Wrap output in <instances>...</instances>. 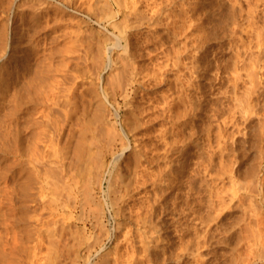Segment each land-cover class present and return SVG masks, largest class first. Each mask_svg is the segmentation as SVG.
<instances>
[{
	"label": "rangeland",
	"instance_id": "1",
	"mask_svg": "<svg viewBox=\"0 0 264 264\" xmlns=\"http://www.w3.org/2000/svg\"><path fill=\"white\" fill-rule=\"evenodd\" d=\"M49 1H48L49 3H52V4L54 3V5H51L50 8H49V11H48V14H47L48 15L47 17H49V18L48 19L47 18L46 19H40L39 20L40 22L38 21L37 29L39 31H37V29L36 30L34 29L35 30V34L37 33L36 35L34 34L35 37H34L33 33H31V31L29 33V31H27L26 28L22 26V28H24V30H26V32H25V35L22 38L23 40L21 39V41H20L21 44L23 45V49L24 48L26 49V45L27 44L31 46V50H29L27 52V55H29V57L33 60L32 62L35 61L34 63H32L33 65L31 64L32 67L33 68H34V66H36L38 68L41 67L39 71L42 74L45 72L44 70H46L44 75L41 74L43 77H46L45 74L48 73V74H46L47 77L45 78L46 82L44 81V78L42 79V76H41V80H40L41 83H42V86H41L42 89L41 90H43L40 93L41 95L39 93H37L36 96L33 95L34 97H32L33 99L31 98L32 100L28 99V97H25V95H23L22 101H21V103L19 105L18 104L19 101L17 99L18 98V96H17L18 95L17 94V88H18L19 84L21 82H23V80H24V82L26 81L25 79H26V76H27L26 74L28 73V71H27L28 67L24 65L25 66V68H24V66L20 67L19 65H17L14 62L15 61L14 53L8 57L9 59L5 58L4 60H2V62H0V74H1L0 75V115H1L0 118L2 119V116L7 114L5 116L6 118L3 117L4 119H2V120L0 119V134H1L0 135V141H1V144H0V158L2 157L1 160H0V264H5L6 262H7L6 264H11V263L12 264H15V263H18V264H23V263L24 264H39V263L40 264H48L49 261H50V264L51 263L52 264H99V263H101V261L99 260L98 257H101V256L103 257L102 259H103L105 264H115L114 263V258L116 256H122V257L124 256V258H122L120 260V263H118V264H126V261H125L126 257H127L126 256V251H129V247H130L128 245L129 242L130 243L132 242V244H134V243L137 244L138 248L140 250V251L138 250L139 251V256L138 257H139L140 261H136L137 264H193V263H195V264H209V262H210V264H218V263L219 264H223V262H224V264H227L226 261H229V260L231 261V259H232L231 257H233L232 256L233 254H231L232 252L226 247V245H225V247L224 246H220L223 249L222 250V249H220L218 244L220 242H225L227 240H230L229 241L230 243L235 241L234 235L232 237V235H228L227 234L229 236L228 237L226 235V233L224 232V234L226 236L225 238L227 240H225L223 235H221V236L219 235L220 233L218 232V230L221 231V229H218L221 225L219 226L220 223L219 222H218L219 224L217 223V221H219L218 220L219 218H217V220L215 221V224H216L217 227L214 226L215 230L213 229L214 230L213 231V236H211V234L209 233L208 229L206 228V227L209 228V225H208L209 224L208 223L209 222L208 221L209 220V216H207L209 213H208V207H207L208 203L207 202L210 200V196H211L210 194L213 193V190L218 189L219 184H221L220 181L218 180L219 177L217 178L216 176H219L218 172L222 171V169H221L222 166L220 165L221 163H220V160H219V158H220L219 154H216L214 159H212V161H213L212 163L213 164L211 165V170H213V171H216V170L218 171L219 170L217 172V175L215 174L216 176L213 175L216 178H214L213 176H211V174H209V172H210L209 168H206V169H209V170L205 169V167L209 166L208 165L209 162H206V160L209 161L208 160L209 158L207 159V157L210 155L209 153H211V149H212V148H210L208 146H211V147L215 148L216 144L213 143V142H211L212 145L209 144L210 141L213 140V139L206 137L207 135L205 136V134H207L206 132L208 130L206 132H204V127H206L205 129H207L208 127L206 125L210 126V124H211L210 120L212 122L215 121L213 119L215 116H216L215 119H216L217 122L215 121L216 124L213 122L214 124H212V127H211V129L213 128L212 131L214 130V127H216L214 131H216L217 126L219 125V122H220L219 119L220 118H218L217 115L220 113L219 109L222 106L218 109L217 107H219L220 104H219V106L216 105V104H218V102H219V100H217V99H219V97H220V96H218V91L220 89H222V88H219L221 85H219V84H217L218 86L215 85L216 87L212 88V91H210V90H208V88L210 89V86H209L210 84H209V82H207L208 80L200 79L197 82L196 79L190 77L191 78L190 79L191 82L194 83L195 85H199V89H201V90L198 89L200 92L198 91L197 96L198 95H199V97L203 96L201 98L203 102L200 99L201 103L198 101V99L197 100L196 99L192 100V101H194L193 102L194 104L197 101L199 103V105H200V111L198 112V114L200 116L197 114L198 117L195 118V122H193L194 123L193 125L197 126L195 123H197V120H198V123H197L198 126L199 127L201 125L204 126L203 128L201 126V129H200V130L203 129V132L202 131H200V133L197 132L198 134L203 136L201 138L200 135H198L196 132L192 131L191 129L188 130V127H187L189 122L191 121V123H192V120L194 119V116H192L191 113H190L191 106H189V105L191 103L189 104V101H187L189 99L187 98L188 96L186 95V91H185V89H187V84H185V83L187 82L186 80L189 79L188 75H190L189 71L187 69H185V67H187L188 55H190V53L192 55V51H191L192 49L188 48V51L184 52V48L182 47L183 44L181 43L184 40H183V38H180V36L182 37L183 34L180 35L179 33H177L180 36L177 35L178 38H176V36L173 35V33H170L171 29L168 28L169 27L168 26V21H166L168 19H167V17L165 15L161 16V19H160V22H159L160 24L157 25V27L155 26L156 27L155 29L154 28L153 29L152 28L148 29L147 27H145L146 25H141V26H139L137 28H134L132 30H128V31L126 30V32H125L126 34L125 35L123 34V36L121 35L120 47L118 49L117 48H113V50L109 51L111 49L110 45H112L111 42L114 39V36L112 34V32H114V31H113V27H111V26L113 24H115V23H117L119 25H124L125 24L124 21H126L125 20L126 17H124L123 14L121 15L122 11H118L117 7L113 6V0H84V1L83 0H78V1L77 0H70V5L71 6L69 5L66 8L64 7L60 11H58L59 9H56V7L59 6L57 4V0H55V1L54 0H49ZM103 1L104 2L106 1V2L104 3ZM181 1L182 0H175L176 4L172 8L173 10L175 9V11H173L171 9L172 10V11H170L171 14H175L176 7H177V9H179L178 5H180ZM250 1H251V4H250V7H251L250 9L251 10L250 11L254 10V11L258 12V15L256 14L257 12L255 13V15L258 16L259 21L257 22V20H258L257 18H256L257 20H255V21L259 25L260 21L262 20V22L259 25V26H261V24L262 25L264 24V22H263L264 20L261 19V18H264V17H262V15H264V13L261 12V10L264 11V8H263L264 7V1L257 0L258 3L256 4V3H253V2H256L254 0H253V2H252V0H248V1L246 0V3L250 2ZM260 1H261V3H260ZM3 2H5V3H3ZM23 2L26 4V5L24 4V6L28 5V3H26V1H23ZM89 2H90V4H89ZM218 2L219 1H216V0H211V2L210 1L209 2L208 1L205 2V3H208V5H206V11L208 12V14L205 16L206 19L205 18L203 19V23H207L209 21L213 22L218 17V14H219L218 10H219V6L221 4V3H218ZM222 2H224V1L222 0ZM7 3L9 4V0H0V14H1L0 15V23L3 22L2 24H0V28L2 30V31L0 30V33L2 34V35L0 34L1 35L0 39H2L0 41H4L7 38L6 39V40H8L7 41V45H9V44L12 45V43H13L12 46L14 48L17 45L16 43L18 41L17 40L18 39L17 31L19 30V27H20L21 18H20V16H18L19 13H17L16 10L13 12V10H10L9 8H7L8 7ZM100 3H102L103 5L102 4L100 5ZM209 3H211V4H209ZM243 3L245 4V0H244V2H242V5H243L242 9H245V8H243L244 6L247 8L248 7V3H247V5L246 4L244 5ZM252 3H253V5L255 4L256 7H260L261 9L260 8L259 9L258 8L255 9V6H253V7L251 6ZM56 4H57V6H56ZM86 4H87V6H86ZM260 4H263V5L261 6ZM105 5H107V6H105ZM77 6H79V7H77ZM211 7L213 8L212 10H211ZM252 8H253V10H252ZM214 9H215V11H214ZM248 9L249 8H247V11H248ZM216 10H217V12H216ZM89 11H90V13H89ZM172 12H174V13H172ZM244 12H246V9L244 10ZM259 13H260L261 17L259 15ZM22 14L24 15V21L26 22L27 21L26 19H28V16L30 15L29 10L26 8V10H24V12ZM92 14L93 15L96 14L98 17H101V18L103 17L101 22L97 23L95 21V19L93 18ZM215 14H217V15H215ZM71 15H72V17H71ZM214 15H215V17H214ZM244 15L245 14H243V17H242L243 19H245V16H246V15L245 16ZM123 17H124V19L122 21L121 19ZM70 18H71V20H70ZM169 19L172 20L171 18H169ZM6 20L7 21L9 20L8 21L9 23L8 22L6 23ZM51 20H52L53 24H52ZM54 20H56V21H54ZM74 20H75V22H74ZM245 21H246V19H245ZM72 22H74V23H72ZM257 23H256V26H258ZM47 24H49V25H47ZM244 24H245V22H244ZM1 25H3V26H1ZM45 25H47V26H45ZM42 28H43V31H42ZM95 31H96V33H95ZM225 32H226V30L223 31V30H220V29L216 32L217 33L216 36L220 37L221 39L218 38V39H220L219 41H218L217 38H216L217 41L215 39H213L215 41H214V43L211 44L212 48H210V50H212L213 48H214L213 50L221 49V50H218V51L216 50V51H213V52L217 53L216 55H218V56H216V58L218 57L217 59H218L219 64H221L222 62H224V64H225L227 62L225 65H228V64H230L229 59L226 60V62H225L224 58H225V56L227 57V55H229L227 58H230V56H231V52L230 51L231 50L228 49V46H227V44H228V40L226 39L227 37L226 36H222L223 34H226ZM6 34H8V35H6ZM62 35H65V36H62ZM81 35H82V37H81ZM8 38H10V39H8ZM70 38H71V40H70ZM43 39H44V41H43ZM151 39H152V41H151ZM213 40H212V42H213ZM226 41H227V43H226ZM14 43L16 45H14ZM71 43H72V45H71ZM87 43H89V44H87ZM225 43H226V46L224 45ZM99 45H100V47H99ZM220 45L221 46L224 45V46H222V48H221ZM57 46H59V47H57ZM109 46H110V48H109ZM180 46H181V48H180ZM106 47L108 48V50H105V49H107ZM61 48H63L62 51H61ZM165 48H166V50H165ZM224 48L228 49L229 51L227 52V50H224ZM73 49H74V51H72ZM93 49L95 51L96 50L97 51L95 52ZM12 50L15 51V49H12ZM46 50H47V52H46ZM76 50H77L78 53L75 52ZM79 50H80V52H79ZM169 50L172 53L173 52L174 53L173 54L170 53ZM65 51L67 52V54H66ZM89 51H90V53H89L90 55L88 54ZM147 51H148V53H147ZM177 51L178 52L180 51V53H181L180 54L181 57H179V59L177 58L178 55H176ZM221 51H224V53L221 52ZM54 52H56V54ZM104 52H105V54H104ZM119 52H121V53H119ZM131 52H132V55L135 56V57L133 56L134 59L132 61H135V63H137V64L134 65V62H133L132 65L136 66V68L138 67L137 69H139V66H140V68L142 66V68L144 70H147L148 72H150V69L152 68L151 69V71H152L153 68L155 66H157L158 63L162 67L158 66V67L161 68V70L160 69L158 70V69L154 68L155 70L158 71V75H159V72H160V76L157 77V80L154 79L152 81V79H149L148 82L146 81V85H145L146 88H144V87L141 88L140 87L138 89V87H137V89L135 90V93H132L130 91L129 95H127V97L125 98L124 96L122 97L121 95H119V94H121V91H119L120 89H117V86L114 85V83H115L114 79L117 77V74H118V71H115V70H118L117 67L120 65V63H121L120 67L122 66L123 63H127L126 58L131 54ZM213 52L210 51V53H213ZM50 53H52V54H50ZM73 53H74V55H73ZM218 53L221 56H219ZM63 54H65V55H63ZM71 54L73 55V58H72ZM146 54H147V56H146ZM148 54H150V55H148ZM41 55H43V56H41ZM66 55H70V56H66ZM42 57L44 58V60H43ZM161 57H163V58H161ZM166 57L168 58V60H167ZM219 57L221 59H223L222 62H221V59ZM100 58H101L102 61L99 60ZM227 58H225V59H227ZM93 59H95V60H93ZM184 59H185V62H184ZM69 60H71V61H69ZM77 60H79V61L77 62ZM121 60L124 61V62H122ZM181 60H182V63H181ZM45 61H47L46 64H44ZM152 61L154 63L156 62V64H154ZM171 61H172V64H171ZM64 62H65V64H64ZM96 62H98L99 66H101V65L102 66L99 67L97 65L98 66L97 67L96 66V64H97ZM107 64H108V66H107ZM151 64H153L154 66L151 65ZM185 64H186V66H185ZM48 65H50V66L48 67ZM147 65L149 66V68H148L149 70L147 69V67H148ZM61 66H64V67H61ZM66 66H67V69H66ZM144 66H145L146 69L144 68ZM56 67H58V69H55ZM120 67H118V68H120ZM23 68H24V70L26 72L23 70ZM68 68L71 69V70H69ZM73 69H75V70H73ZM165 69H166V71H165ZM53 70H57L58 72L57 71L55 72ZM139 70H140V73L142 72V75L145 74V73H143L144 70H142V69H139ZM51 71H52V74H51ZM119 71L121 72V70H119ZM173 71L175 72V74H174ZM77 72H79V73H77ZM87 72L89 73L88 75H87ZM116 72H117V74H116ZM53 73H54V75H53ZM19 74L22 75V76H20ZM78 74H80V75L83 74L84 76L83 75L82 76L79 75L81 77L80 78L78 76ZM113 74H116V75H113ZM60 75L64 79H61ZM65 75H66L67 78H65ZM203 75L204 74L201 73V76H203ZM57 76H59V77H57ZM74 76H75V78H74ZM90 76H92V77H90ZM111 76H113V77H111ZM205 76H207V78L209 77L208 75H205ZM104 78H106V79H104ZM67 79H69V82H68ZM51 80H53V83H51V85H50V82H52ZM110 80L113 81L114 83L111 82ZM167 80L170 81V82H168ZM181 80H182V82H181ZM60 81H62V82H60ZM200 81H201V83H200ZM260 81H259L260 83L263 82V84H260V85L264 86V79L261 78ZM149 82H151V83H149ZM88 83H91V84H88ZM108 83H110V85ZM167 83L169 84V86H168ZM60 84H61V86H60ZM70 85H71L72 89L70 88ZM204 85H205V87H204ZM206 85H208L207 86L208 88L206 87ZM50 86H52L53 89ZM90 86L94 87V88L90 89L91 88ZM110 86H111V88H110ZM174 86H175V88H174ZM43 87L47 91L44 90ZM54 87L57 88V89L55 90ZM64 87L68 88L67 92H66V88L64 89ZM179 87H181V88H179ZM171 88H172L173 91L171 90ZM216 88L218 89V91L216 90ZM183 89H184V91H183ZM203 89L205 90V92H204ZM213 89H215V90H213ZM109 90H111V91H109ZM59 91L61 93H59ZM242 91L238 92V94H242L241 98L243 96V92ZM56 93H58L59 95L56 94ZM201 93H204L205 95L207 93V96H206L207 99L204 100V98H206V97H204L205 95L201 94ZM42 94H43V96L46 94L48 99H47V97L46 98H44V97L42 98ZM176 94H178L179 96H175ZM63 95H64V97H63ZM53 96H55V97H53ZM90 96H91V98H90ZM92 96L93 97L96 96V97L93 98ZM185 96H187V97H185ZM238 96H240V95H238ZM244 96H245V94H244ZM24 97L27 98L29 101L27 99H24ZM37 97H39V98H37ZM83 97L84 98L87 97V98L84 99ZM215 97H217V99ZM10 98H11V100H10ZM12 98H13V100H12ZM163 98H164V100H163ZM43 99H46L47 102H45L46 100H43ZM176 99H178L179 102ZM50 100H52V101L54 100L53 102H55V103H53ZM99 100H101V101H99ZM32 101H33V103H31ZM48 101H50V103H48ZM66 101L69 102V103H67ZM192 101L190 100V102H192ZM205 101H206V104H204ZM14 102H16V105H18L17 107H16ZM97 102H100V103H97ZM59 103L60 104L63 103V104L60 105ZM207 103L208 104L211 103L212 105H208ZM213 103H216V104L213 105ZM13 104H14V106H13ZM73 104H74V106H73ZM51 105H53L54 107L52 108ZM69 105H71V106H69ZM170 105L174 106L173 109H172V111L174 113L173 122L171 120V119H173V117H169V116H171V114L168 112V108L170 107ZM82 106L84 107V109H83ZM205 106H206V108H205ZM212 106H214L216 108H214ZM49 107L51 108V110L49 109ZM202 107H204L205 110ZM66 108H68V110ZM20 109H23V110L20 111ZM63 109H65V110H63ZM212 109L214 110V112L212 111ZM215 109H218V110H215ZM7 110L8 111L10 110V111L8 112ZM86 110H88V111H86ZM201 110H202V112H203V110L205 112V113L204 112L202 113V116L204 114L206 115V116L205 115L203 116L204 119L202 118V121L200 120ZM39 111H41V112H39ZM2 112H4V113H2ZM13 112H15V113H13ZM183 112H184L185 115L183 114ZM37 113H39V115ZM59 113L60 114L62 113L63 116H62V114L60 115ZM168 113H169V115H168ZM207 113L209 115H207ZM213 113L217 114V115H213ZM27 114L31 115V117L29 115L27 116ZM45 115H46V119L47 120L45 119ZM80 115H83L85 118L83 116H80ZM165 115H167V116H165ZM183 115H184V117H183ZM210 115H212L213 118ZM41 116H42V118H41ZM71 116H72V118H71ZM96 116H98V117H96ZM100 116H101V118H100ZM159 117H160V119H159ZM191 117H193V119ZM219 117H220V114H219ZM19 118H20V120H19ZM77 118H79V119H77ZM167 118L169 120H166ZM208 118L210 119V120H208L210 122V124L206 120ZM28 119H29V122L27 121ZM57 119H59V120H57ZM99 119H102V120H100V122L97 123V121H99ZM34 120H35V122H33ZM39 120H41V122ZM43 120H45L46 123L43 124V122H44ZM78 120L81 123H79ZM95 120H97V121H95ZM204 120L207 121L208 124L206 122H204ZM8 121H10V122H8ZM60 121L62 123H60ZM84 121H85V123H84ZM30 122H32V123H30ZM199 122H201V124ZM72 123H74V124H72ZM185 123H186V125H185ZM202 123L203 124L206 123V125H203ZM7 124H9V125L7 126ZM14 124H16V125H14ZM75 124H78L79 126L75 125ZM2 125L3 126L5 125V127H3ZM20 125H22V126H20ZM26 125H27V127H25ZM29 125H30V127H29ZM80 125L83 126V127H81ZM84 125H86V127ZM99 125H101V126H99ZM92 126H93V128H92ZM184 126H186V127H184ZM198 126L196 128H194V130L197 129V131H198V129H199ZM34 127L37 128L38 131ZM101 127H102V130H101ZM4 128H6L7 130L4 129ZM38 128H40V129H38ZM107 128H109V129H107ZM52 129H54L55 132ZM111 129L112 130L114 129V131L112 132ZM84 130H86V131H84ZM89 130H90V133H89ZM108 130H109L110 133L112 132V134H110L108 132ZM5 131H7V132H5ZM31 132H34V133L31 134ZM85 132H86V134H84ZM99 132H100V134H99ZM115 133L117 134V136H116L117 138L115 137V135H116ZM37 134H38V137H40V136L41 137L38 138ZM71 134H73V135H71ZM98 134L100 136L103 135V138L100 137ZM108 134L110 136H108ZM113 134H115V135H113ZM163 134L166 136V138H165V136ZM189 134H191V136L193 135L192 136L193 138L191 137L193 140L196 137L195 134L198 135V137L195 138V140L197 138H200V139H197L198 143H197V141H192L191 138L189 137L190 136ZM112 135H113V137H115V139H113L114 143L112 142V145L110 146V149L112 150V152L115 153V157L117 156L116 154H118V156L120 155L119 156L120 160H118V161H114L113 157L109 156L110 149L106 150V148L109 147L108 145H106L107 144L106 143V139L110 138ZM161 135L164 136V137H162ZM240 135H241V133H240ZM240 135L238 137V140H240V142H241L242 138L240 137ZM77 136L78 137L80 136V137L77 138ZM89 136H90V138H89ZM92 136L94 138H92ZM121 136L123 137V139L122 138L121 139L118 138V137H121ZM32 137H36V138H32ZM45 137H46V139H45ZM66 137H67V139H66ZM159 137H160V139H159ZM161 138L162 139L165 138L167 141L162 142ZM189 138H190V140H189ZM207 138L209 140H207ZM11 139H12V141H11ZM56 139H57V142H56ZM158 139L161 140V141H159ZM171 139L173 140L174 144L172 146H169V145L166 146L168 143H170L172 141ZM182 139L184 140V142H183ZM92 140L94 141V143H93ZM203 140L204 141L206 140V141L209 142L207 144L208 146L206 144H204V143H207L206 141L204 143H202ZM246 140H248V142L250 141L249 139H246ZM8 141L9 142L11 141V143L13 142V144L15 145L14 146L15 148L13 147V144H10ZM42 141H43V143L44 142L45 143L42 144L41 143ZM3 142H4V144H3ZM7 142L9 143V145H8ZM34 142L36 143L37 146L35 145ZM122 142L123 143L125 142L124 145L127 143L125 146H129V147H127L128 150L126 152H124V153H123V151H121L119 149L120 146H121L120 148L122 149V144H121ZM134 142H136V143H134ZM164 143H166V145ZM179 143H180V145H179ZM238 143H239V141H238ZM238 143L236 142V144L233 146V148H239L240 149L239 151H241L242 147H245L246 149H248L247 148L249 146L248 144L245 143L246 145L245 144L243 145V141L240 144H238ZM51 144H53V145H51ZM55 144H56V146H55ZM133 144H135L137 146H134ZM196 144H198V145L201 144L202 146H200V145L198 146ZM203 144L206 145V147H208L209 150H207L206 147H204V149L206 151H208V152L210 151L208 153L209 155L207 153H203L205 151L204 149H202L203 148ZM4 145H5V147H4ZM44 145H46V146H44ZM195 145L197 146V149L200 148L201 150H199V149L197 150ZM49 146H52V147L49 148ZM75 146L77 147L78 150L75 148ZM10 147H11V149H10ZM78 147H80V149ZM137 147L140 148V149L144 148V151L142 150V152L145 153L146 155L148 154V156L150 154L152 155V153H154V155H156L155 159H157V161L155 160L156 162L152 161L151 164H147L146 162H143V160H142V161H140L138 163V167H137V165H135V163L137 162L136 159H137V156H138L137 155L138 149H136ZM154 147H155V149H154ZM182 147H183V149H182ZM13 148L15 150H13ZM18 148H19V150L20 149L21 150L20 151L17 150ZM96 148H98V150ZM132 148H133V150H132ZM159 148L161 150H159ZM193 149L194 150L196 149V150L193 151ZM33 150L34 151L36 150V151L34 152ZM95 150H97V151H95ZM155 150L157 152L159 150V153L155 152ZM162 151H164V152H162ZM80 152H81V155H80ZM97 152H99V153H97ZM201 152H202V154H200ZM95 153H97V154H95ZM72 154H74V155H72ZM205 154H207L208 156L205 155ZM194 155H195L196 158L194 157ZM35 156H36V158H35ZM61 156H63L62 159H61ZM158 156H160V158ZM190 156H192V157L190 158ZM205 156H207V157H205ZM86 157H88L89 159L86 158ZM93 157H94L95 161H96L97 157H98V161H100L102 159L100 162L103 163L102 164L103 166L101 165L102 168H100L99 175L98 176L96 175V177H94L96 173L95 174L93 173L94 170L92 168L94 167V169H96V171L98 172V170H99L98 168H99L100 165L99 166L96 165V162L94 161ZM169 157H170V159H169ZM171 157H173V158H171ZM91 158H92V160H90ZM161 158H163V159H161ZM216 158H217V161L219 160V164L217 163ZM112 160H113V162H112ZM166 160L168 162H169V160H171V161L173 160L174 161L173 165L176 167V168L174 167V171L176 172V173L174 172L176 174V175H174V180H175V181H173L174 183L172 182L173 184H170L171 187L169 185V181H168V183L165 184V185H168L170 189L168 188V186H163L164 185L163 183L162 184L160 183L161 185H158V187H157V186L153 185V182H151L154 172H155L154 175L155 174L157 175V174H160L161 171L163 172V170L165 169L166 166L169 167V163ZM98 161H97V163L100 164V162H98ZM124 162H125V164H124ZM177 162H179V163L182 162V163L179 164ZM233 163L231 162V165H232L231 167H233L232 169L234 171L235 170L234 166H236V164H233ZM116 164H118V165H116ZM81 165H83V166H81ZM181 165L182 166L184 165L185 167L184 166L182 167ZM204 165H205V167H204ZM125 166H127V167H125ZM148 166H149V168H148ZM177 166H179V167H177ZM112 168H116L115 169L116 171L114 169H112ZM81 170L84 173L86 172V174L82 173ZM112 170H113V172L114 171L115 172L112 173V174H109V172L112 171ZM140 170H144L145 171V172H143V179L145 178L144 180L146 182H143L144 180L143 181L140 180V181H138L140 183V184L138 183L139 184L138 185L136 183V180H137L136 178L138 177L137 176L138 173H141ZM179 170H180L181 174L180 173L177 174V172H179ZM204 170L207 172V174H206V172ZM138 171H140V172H138ZM78 172H79V174H78ZM87 172H88V174H87ZM185 172H187V173H185ZM147 173H148V175H146ZM211 173H212V171H211ZM113 175H116V176H114V178H113ZM45 176H46V178H45ZM85 176H87V177H85ZM111 176H112V178H111ZM192 176H194V179H193ZM133 177H135V178H133ZM94 178L95 179L97 178V180H94ZM110 178L112 180L109 183V179ZM114 179H115V181H114ZM129 179H130V181H129ZM215 180H216V184L214 186L213 182H215ZM81 181L82 182L86 181V182H88V184H85L86 182L82 183ZM93 181H94V183H92ZM176 181H178V182H176ZM217 181H218V183H217ZM131 182L134 183V184H132ZM141 182H142V185H141ZM194 183H195V185H193ZM201 183H203V184H201ZM46 184H47V186H46ZM50 184L52 186H50ZM81 184H82L83 187L86 186V189H84V188L82 189L81 188ZM94 184H96V185H94ZM129 184H130V186H129ZM197 185H199V186H197ZM21 186H23V187H21ZM195 186H197V187H195ZM18 188H19V190H18ZM52 188H54V191H52L53 190ZM77 188H78V190H77ZM44 189H47V190H44ZM147 189H149V190H147ZM173 189H175V190H173ZM58 190H60V191H58ZM167 190H169V191H167ZM172 190H173V192H171ZM88 191H90V192H88ZM206 191L208 192V194L210 196L207 194ZM22 193H24V194H22ZM65 194H66V196H65ZM57 195H59V196H57ZM68 196H71V197L68 198ZM207 196H209V197H207ZM59 197H60V200H59ZM116 197H119L118 198L119 200L116 199ZM171 197H173V198H171ZM50 198H52V199H50ZM56 200H57V202H56ZM114 200H116V201H114ZM151 201H154V202H151ZM139 202H141V203H139ZM155 202L158 203V204L156 205ZM171 203H172V205H171ZM109 204H112V205H109ZM135 204H137V205H135ZM199 204H200V206H199ZM98 205H99V207L97 208ZM95 206H96V208H95ZM126 207H127V209H126ZM100 208H101V210H100ZM115 209H116V211H115ZM90 210H91V212H90ZM112 210H114V211H112ZM216 210H215V213H217V215H218L219 212L216 211ZM46 211H48V212L46 213ZM93 211H94V213H93ZM146 211H148L147 212L148 214L146 213ZM149 212L151 213V215H150ZM195 212H197V214ZM68 213H69V215H68ZM86 213H87V215H86ZM96 213L98 214V216H96ZM191 213L194 214V215H192ZM7 214H9V215H7ZM1 215L3 217H1ZM12 215H13V217H12ZM18 215L21 218H19ZM43 215H44V217H43ZM80 215L83 216V218L80 217ZM94 215L96 216V218H95ZM149 216H151V221H150V217ZM5 217H7L8 219L5 218ZM2 218H4V219H2ZM34 219H35V221H34ZM95 219H97V220H95ZM143 219L144 220L148 219V220H146V222H145ZM3 220H5V221H3ZM10 220H12V221H10ZM52 220H54V221H52ZM49 221H51V222H49ZM99 221H100V223H99ZM204 221H205V223H203ZM95 222H96V224H94ZM34 223L37 225L38 228L36 227V225ZM49 223H50V225H49ZM187 223H188V225H187ZM202 223H203V225H202ZM1 224H2V226H1ZM45 224H47V225H45ZM55 224H57V225H55ZM202 226H203V229H202ZM55 227H56V229H55ZM100 227H101V229H100ZM49 228H52V229H49ZM220 228H222V227H220ZM16 230H17V232H16ZM73 230H75V231L73 232ZM12 231L15 232V233H13ZM43 231H45V233ZM50 231H52V232L50 233ZM215 231H217L218 234L215 233ZM31 232H32V234H31ZM140 232H142V234ZM221 232L223 233V229H222ZM55 233H56V235H55ZM59 233H60L61 236H59ZM103 234H105V235H103ZM148 234L150 236L152 235L151 238H155V239L158 238L159 239V241H157L158 239L156 240L157 244L155 243L157 247H155V244L150 243V239H149L150 236H148ZM71 235H72V237H71ZM77 236H79V237H77ZM136 236L139 238V241L141 239L140 242H144V241L145 242L143 244L140 243ZM143 236H145V237H143ZM203 236H205V237H203ZM12 237H15V239H18V240H15ZM48 237H49V239L46 240ZM57 237H59V238H57ZM209 237H211V238H209ZM214 237H215L216 240L214 239ZM231 237H232V241H231ZM54 238H56V241H55ZM144 238H146V240ZM208 238H209V240H208ZM222 238H223V240H222ZM33 239H34V241H33ZM37 239L38 240L40 239V240L38 241ZM41 239H42V243L40 242ZM94 239H96V240H94ZM132 239L135 240L136 242H134ZM100 240H101V242H100ZM130 240H132V241H130ZM207 240H208V242H207ZM213 240H215V242ZM217 240H219V241H217ZM45 241H47L48 243L45 242ZM63 241H65L66 244H64L65 242H63ZM73 241H75V242H73ZM137 241L142 245L143 248L141 246H139ZM203 241H204V243H203ZM216 241L219 242V243H217ZM17 243H18L19 246L17 245ZM32 243H35V244L33 245ZM74 243H77V244H74ZM145 243L148 244V246L145 245ZM195 243H196V245H195ZM211 243H213V244H211ZM214 243H215V245H214ZM15 244H16V246H15ZM88 244H89V246H88ZM5 245L7 247H5ZM10 245H12V246L10 247ZM207 245L208 246L211 245V246L208 247ZM51 246H53V247H51ZM144 247H147V249H145ZM148 247H150V248L148 249ZM23 248H24V250H22ZM125 248H126V251L124 253ZM141 248H142V251H141ZM158 248H159V250H158ZM209 248H211V249H209ZM9 249H10V251H9ZM59 249H60V251H58ZM88 249H89V251H88L89 253H87ZM90 249H92V250H90ZM154 249H155V251H153ZM163 249H164V251H163ZM212 249L214 250V252H212ZM196 250H197V252H195ZM215 250L218 251V252H215ZM224 250H226V251H224ZM23 251H25V252H23ZM162 251H163L164 254L162 253ZM1 252H3V254H1ZM85 252L87 253L88 257L85 256V254H86ZM140 252H142V253H140ZM226 252H227V254H225ZM228 252H229V255L231 254L230 256H228ZM41 253L43 254V256L41 255ZM59 253H60V255H59ZM11 254H12V256H11ZM57 254H58V256H57ZM123 254H125V255H123ZM220 255H222V256H220ZM234 255H235V253H234ZM93 256H95V257H93ZM140 256H141V258H140ZM170 256L172 257V260H171ZM175 256L176 257L178 256L177 257L178 259ZM16 257H17L18 260L16 259ZM29 257H31V258H29ZM229 257L231 259H229ZM84 258H85V260H84ZM164 258H165V260H164ZM234 258H235V256H234ZM9 259H12V260H9ZM123 259H124V261H123ZM212 259H213V261H212ZM46 260H47V262H46ZM230 261L228 262V264L230 263ZM8 262H10V263H8ZM36 262H38V263H36Z\"/></svg>",
	"mask_w": 264,
	"mask_h": 264
},
{
	"label": "bare ground",
	"instance_id": "2",
	"mask_svg": "<svg viewBox=\"0 0 264 264\" xmlns=\"http://www.w3.org/2000/svg\"><path fill=\"white\" fill-rule=\"evenodd\" d=\"M23 1H26V3H28V5L27 6H24V2ZM49 1V0H48ZM47 0H9V4L7 5L8 7L7 8H9L10 10H13V12L16 10L17 11V13H19V15L18 16H20V18H21V20H20V27H19V30L17 31V37H18V41H17V45L14 43V45H16L14 48H13V43H12V45H10L9 43V45H7V41L8 40H4V41H0V62H2V60H4L5 58H8L10 55H12L13 53H14V55H15V63L17 64V65H19L20 67H23L24 65L25 66H27L28 68H27V71H28V73L26 74L27 76H26V81L24 82V80H23V82H21L20 84H19V86H18V88H17V96H18V104L20 105V103H21V101H22V98H23V95H25V97H28V99H30V100H32L33 98L32 97H34V96H36V94L37 93H41L43 90H41L42 89V83H41V76L42 75H44V73L46 72V70H44L45 72L42 74V73H40V68L41 67H36V66H34V68L32 67V63H34V62H32L33 60L29 57V55H27V52L29 51V50H31V46L30 45H26V49L24 48L23 49V45L21 44V39L23 38V36L25 35V32H26V30L27 31H29V33H30V31H31V33H33V35L35 34V30L37 29V23H38V21L40 20V19H48L49 17H47L48 15V11H49V8H50V6L51 5H54V3L52 4V3H49ZM55 1V0H54ZM78 1V0H77ZM84 1V0H83ZM206 1H210L211 2V0H182L181 1V3H180V5H178L179 6V9H177V7H176V12H175V14H171V12L170 11H172L173 9V6L176 4V2H175V0H113V6H115V7H117V9H118V11H122V13H121V15L123 14V16L124 17H126V21H124L125 22V24L124 25H119V24H117V23H115V24H113L111 27H113V31L115 32H112V34H113V36H114V39H113V41L111 42L112 43V45H110L111 46V49L109 50V51H111V50H113V48H119L120 47V44H121V35L123 36V34L125 35L126 33V30L128 31V30H132V29H134V28H137V27H139V26H141V25H146L145 27H147L148 29H150V28H156L157 27V25H159L160 23V19H161V16L162 15H165L166 17H167V19L168 20H166V21H168V28L169 29H171L170 31V33H173V35H175L176 36V38H178L177 37V33H179L180 35L181 34H183L182 35V37L180 36V35H178V36H180V38H183V42H181L182 44H183V48H184V52H187L188 51V48H191L192 50V55H191V53H190V55H188V58H187V67H185V69H187L188 71H189V73H190V75H188V77H189V81L188 80H186L187 82L185 83V84H187V89H185V91H186V95L188 96H185V97H187L189 100H187V101H189V106H191V111H190V113H191V115L192 116H194V119H193V117H191L192 119V123H191V121L189 122V124L187 125V127H188V130L189 129H191L192 131H194V132H199L200 133V131H202L203 132V129L202 130H200L201 129V126L199 127L198 126V120H197V123H195L198 127H199V129H198V131H197V129H195L194 130V128H196L197 126H194L193 124V122H195V118L196 117H198V112L200 111V105H199V103L196 101L197 99H198V101L200 102V99L203 97H199V95L197 96V94H198V91L199 90H201V89H199V85H195L194 83H192L191 82V78H194V79H196L197 80V82L200 80V79H204V80H208L207 82H209V86H210V89L207 87L208 85H206V87L208 88V90H210V91H212V88H215L216 86L215 85H217V84H219V85H221L219 88H222V89H220L219 91H218V89L216 88V90L218 91V96H220L219 97V99H217V97H215L217 100H219V102H218V104H216V103H213V105H218L219 106V104H220V106L219 107H217L218 109H219V111H220V117H219V114L217 115V114H214L213 113V115H217L218 116V118H220L219 119V125L217 126V129H216V131H214L215 130V128L216 127H214V132L212 131V129H211V127H212V124H214L215 123V121H216V119H215V117L213 118V116L212 115H210L215 121H211L209 118L208 119H206L207 121L208 120H210V122H211V124H210V122H209V124H210V126L209 125H206V123L208 124V122L207 121H205L204 120V122H206V123H202L203 125H206L208 128L207 129H205L206 127H204V126H202V128L204 127V132H206L207 130V134H205V136L206 137H208V138H212L213 140H211L210 141V143L208 142V141H206L207 143H204L205 141L203 140V142L202 143H204V144H211V142H213V143H215L216 144V146H215V148H213V147H211V146H208V147H210V148H212L211 149V153H209L208 151H206L205 149H204V147H206V145H204L203 144V148L202 149H204L205 151L203 152V153H209L208 155L207 154H205V155H207V156H205V157H207V159L209 160V161H207L206 160V162H209V166L208 167H205V165H204V167H205V169L206 168H209V169H206V170H209L208 172H209V174H211V176H213V175H217V172L219 171H213V170H211V165L213 164L212 162V159H214V157H215V155L216 154H219V160H220V165L222 166V171L220 172H218L219 173V176H216L217 178H218V180L220 181V183L221 184H219V187H218V189H215V190H213V193H211L210 195L208 194V192H207V194L210 196V200L207 202L208 204H207V207H208V215L207 216H209V228L208 227H206L207 229H208V231H209V233L211 234V236H213V231L215 230L214 229V226H216V224H215V221L217 220V218H219L218 220L219 221H217V223L219 224V226L220 227H222V228H218V229H221V231H222V229H223V233L221 232V231H219L218 229V232L220 233L219 235L221 236V235H223V237L225 238L226 236H225V234H224V232L226 233V235L228 234V235H232V237H233V235H234V237H235V241H233V242H229L230 240H227L226 238H225V240H227V241H225V242H217V241H219V240H217L216 242L217 243H219L218 245H219V247L220 246H224L225 247V245H226V247L232 252H230L231 254H233L232 256L233 257H229V259H231V261H230V263L231 264H264V86L262 85H260V84H263V82L262 83H260L261 81V78H263L264 79V24L262 25L261 24V26H259L260 25V23L262 22V20L261 19H263L264 20V18H261L260 20V23H259V25H258V21H259V19H258V12L257 11H254L253 10V8H252V10L253 11H250L251 9V7H250V4H251V1L250 2H247L248 3V7L247 8H249L248 9V11H247V8L244 6L243 8H245L246 9V12H244V10L245 9H242V2H244V0L242 1V0H223L224 2H222V0H216V1H219L218 3H221L220 4V6H219V14H218V17L213 21V22H211V21H209V22H207V23H203V19L205 18V16L208 14V12L206 11V5H208V3H205ZM248 1V0H247ZM254 1H256V2H253V0H252V2L253 3H258L257 2V0H254ZM261 1H264V0H261ZM261 1H260V3H261ZM74 2V1H73ZM81 2V1H80ZM86 2V1H85ZM92 2V1H91ZM104 2V1H103ZM106 2V1H105ZM104 2V3H105ZM3 3H5V2H3ZM79 3V2H78ZM247 3H246V0H245V4L247 5ZM253 3H252V7L253 6H255V9H259L260 7H256V5L254 4L253 5ZM57 4L59 5V6H57ZM57 4H56V6L58 7H56V9H59L58 11H60V10H62L64 7L66 8V7H68L69 5H70V0H57ZM89 4H90V2H89ZM96 4V3H95ZM102 3H100V5H101ZM209 4H211V3H209ZM244 4V3H243ZM244 4V5H245ZM2 5V4H1ZM26 5V4H25ZM85 5V4H84ZM103 5V4H102ZM214 5V4H213ZM261 6L263 5V4H260ZM71 6V5H70ZM83 6V5H82ZM81 6V7H82ZM86 6H87V4H86ZM99 6V5H98ZM105 6H107V5H105ZM142 8H141V7ZM211 6V5H210ZM77 7H79V6H77ZM209 7V6H208ZM213 7V6H212ZM211 7V10L214 8H212ZM26 8L29 10V13H30V15L28 16V19H26L27 21L25 22L24 21V15L22 14L23 12H24V10H26ZM61 8V9H60ZM94 8V7H93ZM100 8V7H99ZM109 8V7H108ZM264 8V7H263ZM172 9V10H171ZM261 9V8H260ZM70 10V9H69ZM108 10V9H107ZM208 10V9H207ZM217 10H216V12H217ZM57 11V12H58ZM168 11V12H167ZM173 11H175V9L173 10ZM214 11H215V9H214ZM77 12V11H76ZM85 12V11H84ZM170 12V13H169ZM213 12V11H212ZM257 12V13H256ZM260 12V11H259ZM261 12H263L264 13V11H262L261 10ZM12 13V12H11ZM73 13V12H72ZM89 13H90V11H89ZM114 13V12H113ZM172 13H174V12H172ZM215 13V12H214ZM255 13L257 14V15H255ZM25 14V13H24ZM217 14H215V15H217ZM243 14H245L244 16H245V19H246V21H245V19H243L242 17H243ZM1 15V14H0ZM11 15V14H10ZM89 15V14H88ZM93 15V14H92ZM115 15V14H114ZM215 15H214V17H215ZM259 15H260V13H259ZM54 16V15H53ZM91 16V15H90ZM103 16V15H102ZM106 16V15H105ZM257 16V17H256ZM71 17H72V15H71ZM111 17V16H110ZM124 17L121 19L122 21H123V19H124ZM211 17V16H210ZM213 17V18H214ZM260 17H261V15H260ZM262 17H264V15H262ZM93 18L95 19V21L97 22V23H100L101 22V20H102V18L101 17H98L96 14H94L93 15ZM101 18V19H100ZM108 18V17H107ZM169 18H171L172 20H170ZM258 20H257V19ZM8 19V18H7ZM54 19V18H53ZM206 19V18H205ZM59 20V19H58ZM68 20V19H67ZM70 20H71V18H70ZM120 20V19H119ZM118 20V21H119ZM208 20V19H207ZM255 20H257V22L255 21ZM9 21V20H8ZM7 20H6V23L8 22ZM46 21V20H45ZM54 21H56V20H54ZM116 21V20H115ZM40 22V21H39ZM51 22H52V20H51ZM58 22V21H57ZM65 22V21H64ZM74 22H75V20H74ZM74 22H72V23H74ZM108 22V21H107ZM121 22V21H120ZM123 22V23H124ZM244 22H245V24H244ZM264 22V21H263ZM3 23V22H2ZM2 23H0V24H2ZM9 23V22H8ZM16 23V22H15ZM163 23V22H162ZM256 23H257V25L258 26H256ZM52 24H53V22H52ZM69 24V23H68ZM5 25V24H4ZM47 25H49V24H47ZM47 25H45V26H47ZM51 25V24H50ZM1 26H3V25H1ZM15 26V25H14ZM22 26L23 27H25L26 28V30H24V28H22ZM35 26V27H34ZM65 26V25H64ZM156 26V27H155ZM7 27V26H6ZM49 27V26H48ZM17 28V27H16ZM67 28V27H66ZM167 28V29H168ZM35 29V30H34ZM73 29V28H72ZM75 29V28H74ZM166 29V30H167ZM226 30V34H223L222 36H226L227 38V40H228V44H227V46H228V49H230L231 51V56H230V58H227L229 55H227V57L225 56V58H227V59H225L224 58V61L226 62V60H228L229 59V61H230V64H228V65H225L224 64V62H222L223 61V59H221L220 57V59H221V64H219V62H218V57L216 58V56H218V55H216L217 53H215V52H213V51H216L217 49H215V50H210V48H212L211 47V44L212 43H214V41L216 40V38L218 39V38H220V37H218V36H216V32L218 31V30ZM0 30H1V28H0ZM14 30V29H13ZM139 30V29H138ZM165 30V31H166ZM2 31V30H1ZM37 31H39L38 29H37ZM42 31H43V28H42ZM74 33V32H73ZM95 33H96V31H95ZM1 34V33H0ZM37 34V33H36ZM35 34V35H36ZM76 34V33H75ZM155 34V33H154ZM2 35V34H1ZM0 35V36H1ZM6 35H8V34H6ZM35 35H34V37H35ZM74 35V34H73ZM104 35V34H103ZM137 35V34H136ZM12 36V35H11ZM62 36H65V35H62ZM112 36V35H111ZM128 36V35H127ZM130 36V35H129ZM6 37V36H5ZM4 37V38H5ZM13 37V36H12ZM67 37V36H66ZM81 37H82V35H81ZM105 37V36H104ZM54 38V37H53ZM56 38V37H55ZM58 38V37H57ZM60 38V37H59ZM75 38V37H74ZM87 38V37H86ZM101 38V37H100ZM152 38V37H151ZM223 38V37H222ZM8 39H10V38H8ZM15 39V38H14ZM29 39V38H28ZM27 39V40H28ZM37 39V38H36ZM45 39V38H44ZM44 39H43V41H44ZM162 39V38H161ZM213 39H215V40H213ZM221 39V38H220ZM220 39H218V41L220 40ZM225 39V40H226ZM0 40H2V39H0ZM23 40V39H22ZM30 40V39H29ZM51 40V39H50ZM57 40V39H56ZM59 40V39H58ZM62 40V39H61ZM64 40V39H63ZM70 40H71V38H70ZM212 40H213V42H212ZM224 40V39H223ZM68 41V40H67ZM89 41V40H88ZM97 41V40H96ZM108 41V40H107ZM151 41H152V39H151ZM217 41V40H216ZM222 41V40H221ZM31 42V41H30ZM65 42V41H64ZM70 42V41H69ZM79 42V41H78ZM149 42V41H148ZM224 42V41H223ZM55 43V42H54ZM66 43V42H65ZM73 43V42H72ZM72 43H71V45H72ZM86 43V42H85ZM92 43V42H91ZM147 43V42H146ZM150 43V42H149ZM180 43V42H179ZM218 43V42H217ZM220 43V42H219ZM226 43H227V41H226ZM226 43L224 44L225 46H226ZM56 44V43H55ZM87 44H89V43H87ZM99 44V43H98ZM104 44V43H103ZM44 45V44H43ZM54 45V44H53ZM68 45V44H67ZM70 45V44H69ZM92 45V44H91ZM130 45V44H129ZM162 45V44H161ZM181 45V44H180ZM224 45H222V46H224ZM45 46V45H44ZM78 46V45H77ZM110 46H109V48H110ZM136 46V45H135ZM153 46V45H152ZM151 46V47H152ZM163 46V45H162ZM222 46L220 45V47L222 48ZM25 47V46H24ZM52 47V46H51ZM57 47H59V46H57ZM98 47V46H97ZM99 47H100V45H99ZM138 47V46H137ZM164 47V46H163ZM46 48V47H45ZM65 48V47H64ZM72 48V47H71ZM70 48V49H71ZM107 48V47H106ZM122 48V47H121ZM141 48V47H140ZM145 48V47H144ZM155 48V47H154ZM180 48H181V46H180ZM216 48V47H215ZM12 49H15V51L14 50H12ZM49 49V48H48ZM60 49V48H59ZM62 49L63 48H61V51H62ZM76 49V48H75ZM78 49V48H77ZM90 49V48H89ZM100 49V48H99ZM130 49V48H129ZM132 49V48H131ZM159 49V48H158ZM228 49H225L224 48V50H227V52L229 51ZM54 50V49H53ZM66 50V49H65ZM94 50V49H93ZM105 50H108V48L107 49H105ZM145 50V49H144ZM147 50V49H146ZM165 50H166V48H165ZM218 50H221V49H218ZM217 50V51H218ZM43 51V50H42ZM57 51V50H56ZM60 51V50H59ZM72 51H74V49L72 50ZM92 51V50H91ZM95 51V50H94ZM97 51V50H96ZM95 51V52H96ZM136 51V50H135ZM152 51V50H151ZM161 51V50H160ZM210 51H212L213 53H210ZM46 52H47V50H46ZM49 52V51H48ZM66 52V51H65ZM75 52H77V50L75 51ZM74 52V53H75ZM79 52H80V50H79ZM94 52V53H95ZM123 52V51H122ZM140 52V51H139ZM156 52V51H155ZM169 52L170 53H172L170 50H169ZM220 52V51H219ZM221 52H223L224 53V51H221ZM40 53V52H39ZM43 53V52H42ZM55 54H56V52H54ZM74 53H73V55H74ZM78 53V52H77ZM90 53V51L88 52V54ZM103 53V52H102ZM110 53V52H109ZM119 53H121V52H119ZM147 53H148V51H147ZM150 53V52H149ZM153 53V52H152ZM159 53V52H158ZM166 53V52H165ZM174 53V52H173ZM172 53V54H173ZM178 53V54H177ZM35 54V53H34ZM50 54H52V53H50ZM66 54H67V52H66ZM104 54H105V52H104ZM143 54V53H142ZM180 51L178 52H176V55H178L177 56V58L179 59V57H181L180 56ZM219 54V53H218ZM230 54V53H229ZM13 55V56H14ZM48 55V54H47ZM63 55H65V54H63ZM73 55L71 54V56H72V58H73ZM77 55V54H76ZM81 55V54H80ZM90 55V54H89ZM94 55V54H93ZM97 55V54H96ZM101 55V54H100ZM118 55V54H117ZM137 55V54H136ZM140 55V54H139ZM148 55H150V54H148ZM165 55V54H164ZM211 55V56H210ZM226 55V54H225ZM41 56H43V55H41ZM60 56V55H59ZM66 56H70V55H66ZM84 56V55H83ZM108 56V55H107ZM122 56V55H121ZM134 55H132V52H131V54L126 58V61H127V63H123L122 64V66L120 67V65H121V63H120V65L118 66V67H120V68H118L117 67V69L118 70H115V71H118V74H117V72H116V74H117V77L114 79L115 81V83L113 82V81H111V82H113L114 83V85L115 86H117V89H120L119 91H121V94H119V95H121L122 97L124 96L125 98L127 97V95H129V92L131 91L132 93H135V90L137 89V87H138V89L141 87H144V88H146L145 87V85H146V81L148 82V80L149 79H152V81L155 79V80H157V77H159L160 76V72H159V75H158V71L157 70H155V69H160L161 70V68L160 67H162V66H160V64L158 63L157 64V66H155L154 68H153V70L151 71V69H150V72H148L147 70H144L143 68H142V66H141V68H140V66H139V69H142V70H144L143 71V73H145L144 75H142V72L140 73V70L139 69H137L136 68V66H134L135 64H137V63H135V61H132L133 59H134V57H133ZM146 56H147V54H146ZM155 56V55H154ZM161 56V55H160ZM167 56V55H166ZM219 56H221L220 54H219ZM46 57V56H45ZM50 57V56H49ZM48 57V58H49ZM62 57V56H61ZM96 57V56H95ZM157 57V56H156ZM155 57V58H156ZM43 58V57H42ZM41 58V59H42ZM47 58V57H46ZM60 58V57H59ZM66 58V57H65ZM81 58V57H80ZM83 58V57H82ZM108 58V57H107ZM141 58V57H140ZM161 58H163V57H161ZM167 58V57H166ZM223 58V57H222ZM9 59V58H8ZM62 59V58H61ZM150 59V58H149ZM148 59V60H149ZM40 60V59H39ZM43 60H44V58H43ZM72 60V59H71ZM71 60H69V61H71ZM83 60V59H82ZM88 60V59H87ZM93 60H95V59H93ZM99 60H101V58L99 59ZM124 60V59H123ZM139 60V59H138ZM152 60V59H151ZM167 60H168V58H167ZM171 60V59H170ZM54 61V60H53ZM62 61V60H61ZM68 61V60H67ZM79 60H77V62H78ZM102 61V60H101ZM111 61V60H110ZM122 61V60H121ZM146 61V60H145ZM156 61V60H155ZM165 61V60H164ZM178 61V60H177ZM220 61V60H219ZM228 61V62H229ZM49 62V61H48ZM73 62V61H72ZM76 62V61H75ZM90 62V61H89ZM92 62V61H91ZM109 62V61H108ZM115 62V61H114ZM122 62H124V61H122ZM133 62H134V65H132L133 64ZM153 62V61H152ZM175 62V61H174ZM184 62H185V59H184ZM12 63V62H11ZM43 63V62H42ZM47 63V61H45V63L44 64H46ZM60 63V62H59ZM58 63V64H59ZM70 63V62H69ZM74 63V62H73ZM72 63V64H73ZM97 64H96V66L98 65V62H96ZM111 63V62H110ZM117 63V62H116ZM149 63V62H148ZM154 63V62H153ZM181 63H182V60H181ZM32 64V65H31ZM55 64V63H54ZM64 64H65V62H64ZM67 64V63H66ZM92 64V63H91ZM113 64V63H112ZM154 64H156V62L154 63ZM164 64V63H163ZM171 64H172V61H171ZM9 65V64H8ZM16 65V66H17ZM35 65V64H34ZM63 65V64H62ZM101 65V64H100ZM151 65H153V64H151ZM162 65V64H161ZM174 65V64H173ZM2 66V65H1ZM14 66V65H13ZM25 66H24V68H25ZM50 65H48V67H49ZM99 66V65H98ZM97 66V67H98ZM102 66V65H101ZM101 66H99V67H101ZM107 66H108V64H107ZM110 66V65H109ZM148 66V65H147ZM146 66V67H147ZM154 66V65H153ZM158 66H160V67H158ZM164 66V65H163ZM185 66H186V64H185ZM55 67V66H54ZM61 67H64V66H61ZM79 67V66H78ZM152 67V66H151ZM171 67V66H170ZM4 68V67H3ZM24 68H23V70H24ZM75 68V67H74ZM144 68H145V66H144ZM149 68V66L147 67V69ZM172 68V67H171ZM13 69V68H12ZM48 69V68H47ZM55 69H58V67H56ZM65 69V68H64ZM66 69H67V66H66ZM69 69V68H68ZM93 69V68H92ZM100 69V68H99ZM146 69V68H145ZM182 69V68H181ZM14 70V69H13ZM60 70V69H59ZM69 70H71V69H69ZM73 70H75V69H73ZM119 70H121V72L119 71ZM149 70V69H148ZM170 70V69H169ZM5 71V70H4ZM22 71V70H21ZM25 71V70H24ZM23 71V72H24ZM53 71H57V70H53ZM163 71V70H162ZM165 71H166V69H165ZM176 71V70H175ZM26 72V71H25ZM48 72V71H47ZM58 72V71H57ZM67 72V71H66ZM75 72V71H74ZM73 72V73H74ZM95 72V71H94ZM114 72V71H113ZM112 72V73H113ZM120 72V73H119ZM147 72V73H146ZM174 72V71H173ZM172 72V73H173ZM179 72V71H178ZM61 73V72H60ZM71 73V72H70ZM77 73H79V72H77ZM84 73V72H83ZM97 73V72H96ZM95 73V74H96ZM110 73V72H109ZM115 73V72H114ZM162 73V72H161ZM201 73L202 74H204L203 76H201ZM208 73V74H207ZM4 74V73H3ZM11 74V73H10ZM21 74V73H20ZM19 74V75H20ZM42 74V75H41ZM46 74H48V73H46ZM45 74V76L47 77V75ZM51 74H52V71H51ZM56 74V73H55ZM65 74V73H64ZM89 73L87 72V75H88ZM98 74V73H97ZM116 74H113V75H116ZM174 74H175V72H174ZM178 74V73H177ZM180 74V73H179ZM1 75V74H0ZM25 75V74H24ZM23 75V76H24ZM53 75H54V73H53ZM59 75V74H58ZM62 75V74H61ZM61 75H60V78L61 79H64L63 77H61ZM77 75V74H76ZM75 75V76H76ZM80 74H78V76H79ZM83 75V74H82ZM82 75H80V76H82ZM158 75V76H157ZM163 75V74H162ZM173 75V74H172ZM205 75H208L209 77L207 78V76H205ZM3 76V75H2ZM12 76V75H11ZM20 76H22V75H20ZM56 76V75H55ZM63 76V75H62ZM75 76H74V78H75ZM79 76V77H80ZM84 76V75H83ZM177 76V75H176ZM184 76V75H183ZM25 77V76H24ZM46 77H43L42 76V79L44 78V81H45V78ZM53 77V76H52ZM57 77H59V76H57ZM88 77V76H87ZM90 77H92V76H90ZM108 77V76H107ZM111 77H113V76H111ZM166 77V76H165ZM174 77V76H173ZM191 77V78H190ZM7 78V77H6ZM16 78V77H15ZM65 78H67L66 77V75H65ZM71 78V77H70ZM81 78V77H80ZM79 78V79H80ZM86 78V77H85ZM96 78V77H95ZM94 78V79H95ZM185 78V77H184ZM183 78V79H184ZM23 79V78H22ZM55 79V78H54ZM104 79H106V78H104ZM57 80V79H56ZM66 80V79H65ZM64 80V81H65ZM68 80V82H69V79H67ZM77 80V79H76ZM97 80V79H96ZM95 80V81H96ZM163 80V79H162ZM12 81V80H11ZM43 81V82H44ZM52 82H50V85H51V83H53V80H51ZM55 81V80H54ZM59 81V80H58ZM109 81V82H110ZM159 81V80H158ZM168 81V80H167ZM174 81V80H173ZM179 81V80H178ZM193 81V80H192ZM260 81V82H259ZM5 82V81H4ZM13 82V81H12ZM46 82V81H45ZM60 82H62V81H60ZM67 82V81H66ZM104 82V81H103ZM110 82V83H111ZM168 82H170V81H168ZM175 82V81H174ZM181 82H182V80H181ZM2 83V82H1ZM14 83V82H13ZM19 83V82H18ZM48 83V82H47ZM110 83H108L109 85H110ZM149 83H151V82H149ZM156 83V82H155ZM158 83V82H157ZM200 83H201V81H200ZM88 84H91V83H88ZM154 84V83H153ZM168 84V83H167ZM184 84V83H183ZM203 84V83H202ZM13 85V84H12ZM44 85V84H43ZM53 85V84H52ZM56 86V85H55ZM60 86H61V84H60ZM69 86V85H68ZM67 86V87H68ZM112 86V85H111ZM111 86H110V88H111ZM168 86H169V84H168ZM203 86V85H202ZM218 86V85H217ZM4 87V86H3ZM49 87V86H48ZM47 87V88H48ZM50 87H52V86H50ZM58 87V86H57ZM67 87H64V89L66 88V92H67V89L69 88H67ZM75 87V86H74ZM78 87V86H77ZM91 87V86H90ZM152 87V86H151ZM204 87H205V85H204ZM2 88V87H1ZM44 88V87H43ZM70 88H71V85H70ZM92 88H94V87H91L90 89H92ZM116 88V87H115ZM174 88H175V86H174ZM177 88V87H176ZM179 88H181V87H179ZM183 88V87H182ZM7 89V88H6ZM50 89V88H49ZM52 89H53V87H52ZM54 89L56 90L57 88H55L54 87ZM72 89V88H71ZM75 89V88H74ZM86 89V88H85ZM107 89V88H106ZM167 89V88H166ZM165 89V90H166ZM199 89V90H198ZM205 89V88H204ZM203 89V90H204ZM243 91H242V90ZM8 90V89H7ZM6 90V91H7ZM44 90H46L45 88H44ZM94 90V89H93ZM108 90V89H107ZM112 90V89H111ZM111 90H109V91H111ZM141 90V89H140ZM164 90V91H165ZM171 90H172V88H171ZM175 90V89H174ZM213 90H215V89H213ZM222 90V91H221ZM47 91V90H46ZM51 91V90H50ZM61 91V90H60ZM59 91V93H61ZM64 91V90H63ZM62 91V92H63ZM91 91V90H90ZM96 91V90H95ZM104 91V90H103ZM173 91V90H172ZM183 91H184V89H183ZM216 91V92H217ZM240 91H242L243 92V96H242V98H241V95L242 94H238V92H240ZM11 92V91H10ZM65 92V91H64ZM107 92V91H106ZM105 92V93H106ZM150 92V91H149ZM176 92V91H175ZM200 92V91H199ZM202 92V91H201ZM204 92H205V90H204ZM241 92V93H242ZM72 93V92H71ZM142 93V92H141ZM4 94V93H3ZM44 94V93H43ZM43 94H42V98L44 97V98H46L47 96H46V94L43 96ZM53 94V93H52ZM51 94V95H52ZM56 94H58V93H56ZM55 94V95H56ZM80 94V93H79ZM89 94V93H88ZM96 94V93H95ZM109 94V93H108ZM131 94V93H130ZM155 94V93H154ZM168 94V93H167ZM183 94V93H182ZM201 94H204V93H201ZM220 94V95H219ZM244 94H245V96H244ZM12 95V94H11ZM10 95V96H11ZM34 95V96H33ZM41 95V94H40ZM39 95V96H40ZM59 95V94H58ZM68 95V94H67ZM93 95V94H92ZM99 95V94H98ZM111 95V94H110ZM132 95V94H131ZM162 95V94H161ZM205 95V94H204ZM209 95V94H208ZM238 95H240V96H238ZM62 96V95H61ZM69 96V95H68ZM67 96V97H68ZM81 96V95H80ZM172 96V95H171ZM175 96H179L178 94H176ZM207 96V93H206V95L204 96V97H206ZM12 97V96H11ZM24 97V99H27V98H25ZM41 97V96H40ZM53 97H55V96H53ZM59 97V96H58ZM63 97H64V95H63ZM66 97V98H67ZM71 97V96H70ZM93 97V96H92ZM94 97H96V96H94ZM93 97V98H94ZM107 97V96H106ZM210 97V96H209ZM32 98V99H31ZM37 98H39V97H37ZM74 98V97H73ZM77 98V97H76ZM84 98V97H83ZM87 98V97H86ZM86 98H84V99H86ZM90 98H91V96H90ZM100 98V97H99ZM109 98V97H108ZM174 98V97H173ZM214 98V97H213ZM27 99V100H28ZM47 99H48V97H47ZM59 99V98H58ZM63 99V98H62ZM71 99V98H70ZM75 99V98H74ZM111 99V98H110ZM172 99V98H171ZM194 99H196L195 101V104L193 103L194 101H192V100H194ZM205 99H207V97L206 98H204V100ZM2 100V99H1ZM10 100H11V98H10ZM12 100H13V98H12ZM35 100V99H34ZM37 100V99H36ZM43 100H46V99H43ZM65 100V99H64ZM67 100V99H66ZM145 100V99H144ZM158 100V99H157ZM163 100H164V98H163ZM167 100V99H166ZM173 100V99H172ZM177 101H178V99H176ZM190 100L192 101V102H190ZM216 100V101H217ZM17 101V100H16ZM29 101V100H28ZM27 101V102H28ZM50 101H52V100H50ZM50 101H48V103H50ZM54 101V100H53ZM52 101V102H53ZM75 101V100H74ZM77 101V100H76ZM99 101H101V100H99ZM103 101V100H102ZM113 101V100H112ZM161 101V100H160ZM171 101V100H170ZM201 101H202V99H201ZM2 102V101H1ZM13 102V101H12ZM45 102H47V100L45 101ZM44 102V103H45ZM51 102V103H52ZM62 102V101H61ZM67 102V101H66ZM80 102V101H79ZM126 102V101H125ZM129 102V101H128ZM179 102V101H178ZM203 102V101H202ZM15 103V105H16V102H14ZM31 103H33V101L31 102ZM30 103V104H31ZM53 103H55V102H53ZM65 103V102H64ZM67 103H69V102H67ZM78 103V102H77ZM97 103H100V102H97ZM161 103V102H160ZM165 103V102H164ZM168 103V102H167ZM174 103V102H173ZM194 105H193V104ZM201 103V102H200ZM40 104V103H39ZM60 104V103H59ZM61 104H63V103H61ZM60 104V105H61ZM81 104V103H80ZM91 104V103H90ZM106 104V103H105ZM162 104V103H161ZM171 104V103H170ZM204 104H206V101H205V103ZM203 104V105H204ZM208 104V103H207ZM97 105V104H96ZM129 105V104H128ZM159 105V104H158ZM208 105H212L211 103H209ZM207 105V106H208ZM7 106V105H6ZM13 106H14V104H13ZM18 105H16V107H17ZM22 106V105H21ZM68 106V105H67ZM69 106H71V105H69ZM73 106H74V104H73ZM125 106V105H124ZM130 106V105H129ZM27 107V106H26ZM51 107L53 108L54 106L53 105H51ZM83 107V106H82ZM109 107V106H108ZM127 107V106H126ZM173 105H170V107L168 108V112L171 114V116H169V117H173V115H174V113H173V111H172V109H173ZM209 107V106H208ZM212 107H214V106H212ZM20 108V107H19ZM46 108V107H45ZM62 108V107H61ZM100 108V107H99ZM202 108H204V107H202ZM205 108H206V106H205ZM205 108H204V110H205ZM214 108H216V107H214ZM213 108V109H214ZM13 109V108H12ZM32 109V108H31ZM34 109V108H33ZM36 109V108H35ZM49 109L51 110V108L49 107ZM67 110H68V108H66ZM83 109H84V107H83ZM137 109V108H136ZM143 109V108H142ZM212 109V111L214 112V110ZM218 109H215V110H218ZM222 109V110H221ZM17 110V109H16ZM21 110H23V109H20V111ZM47 110V109H46ZM63 110H65V109H63ZM76 110V109H75ZM134 110V109H133ZM163 110V109H162ZM182 110V109H181ZM204 110H203V112H204ZM225 110V111H224ZM2 111V110H1ZM8 111V110H7ZM10 111V110H9ZM8 111V112H9ZM86 111H88V110H86ZM90 111V110H89ZM140 111V110H139ZM146 111V110H145ZM151 111V110H150ZM24 112V111H23ZM30 112V111H29ZM39 112H41V111H39ZM63 112V111H62ZM77 112V111H76ZM99 112V111H98ZM176 112V111H175ZM202 110H201V117H200V120L202 121V118H203V116L205 115H203L202 116ZM218 112V111H217ZM216 112V113H217ZM2 113H4V112H2ZM12 113V112H11ZM13 113H15V112H13ZM51 113V112H50ZM64 113V112H63ZM71 113V112H70ZM75 113V112H74ZM87 113V112H86ZM92 113V112H91ZM95 113V112H94ZM158 113V112H157ZM163 113V112H162ZM169 113H168V115H169ZM205 113V112H204ZM22 114V113H21ZM31 114V113H30ZM34 114V113H33ZM38 115H39V113H37ZM41 114V113H40ZM48 114V113H47ZM60 114V113H59ZM62 114V113H61ZM60 114V115H61ZM81 114V113H80ZM88 114V113H87ZM134 114V113H133ZM140 114V113H139ZM149 114V113H148ZM159 114V113H158ZM164 114V113H163ZM162 114V115H163ZM183 114H184V112H183ZM188 114V113H187ZM198 114V115H197ZM3 115V114H2ZM7 115V114H6ZM6 115H4V116H2V119H4L3 117H5ZM9 115V114H8ZM29 114H27V116H28ZM43 115V114H42ZM69 115V114H68ZM161 115V116H162ZM185 115V114H184ZM184 115H183V117H184ZM207 115H209L208 113H207ZM1 116V115H0ZM10 116V115H9ZM30 117H31V115H29ZM62 116H63V114H62ZM80 116H83V115H80ZM159 116V115H158ZM165 116H167V115H165ZM200 116V115H199ZM206 116V115H205ZM209 116V117H210ZM13 117V116H12ZM15 117V116H14ZM44 117V116H43ZM50 117V116H49ZM84 117V116H83ZM96 117H98V116H96ZM136 117V116H135ZM168 117V118H169ZM178 117V116H177ZM6 118V117H5ZM29 118V117H28ZM41 118H42V116H41ZM71 118H72V116H71ZM85 118V117H84ZM100 118H101V116H100ZM138 118V117H137ZM158 118V117H157ZM162 118V117H161ZM166 119V120H169V119ZM187 118V117H186ZM211 118V119H212ZM217 118V119H218ZM1 119V118H0ZM1 119V120H2ZM35 119V118H34ZM45 119H46V115H45ZM52 119V118H51ZM65 119V118H64ZM77 119H79V118H77ZM149 119V118H148ZM159 119H160V117H159ZM171 119V118H170ZM181 119V118H180ZM183 119V118H182ZM198 119V118H197ZM204 119V118H203ZM212 119V120H213ZM19 120H20V118H19ZM32 120V119H31ZM37 120V119H36ZM47 120V119H46ZM54 120V119H53ZM57 120H59V119H57ZM62 120V119H61ZM86 120V119H85ZM100 120H102V119H99V121H97V120H95V121H97V123L98 122H100ZM155 120V119H154ZM157 120V119H156ZM172 120V122H173V120H174V117H173V119H171ZM199 120V121H200ZM7 121V120H6ZM18 121V120H17ZM23 121V120H22ZM28 122H29V119L27 120ZM38 121V120H37ZM40 122H41V120H39ZM44 122H43V124L44 123H46L45 122V120H43ZM49 121V120H48ZM178 121V120H177ZM8 122H10V121H8ZM27 122V123H28ZM33 122H35V120L33 121ZM77 122V121H76ZM78 122H79V120H78ZM168 122V121H167ZM185 122V121H184ZM187 122V121H186ZM217 122V121H216ZM26 123V124H27ZM30 123H32V122H30ZM60 123H62L61 121H60ZM65 123V122H64ZM79 123H81V122H79ZM84 123H85V121H84ZM102 123V122H101ZM123 123V122H122ZM200 124H201V122H199ZM12 124V123H11ZM18 124V123H17ZM25 124V123H24ZM38 124V123H37ZM72 124H74V123H72ZM104 124V123H103ZM143 124V123H142ZM165 124V123H164ZM184 124V123H183ZM216 124V123H215ZM9 124H7V126H8ZM14 125H16V124H14ZM32 125V124H31ZM39 125V124H38ZM62 125V124H61ZM60 125V126H61ZM75 125H78V124H75ZM83 125V124H82ZM102 125V124H101ZM101 125H99V126H101ZM105 125V124H104ZM127 125V124H126ZM125 125V126H126ZM139 125V124H138ZM150 125V124H149ZM185 125H186V123H185ZM3 126V125H2ZM11 126V125H10ZM20 126H22V125H20ZM33 126V125H32ZM79 126V125H78ZM81 126V125H80ZM85 127H86V125H84ZM160 126V125H159ZM3 127H5V125L3 126ZM13 127V126H12ZM11 127V128H12ZM25 127H27V125L25 126ZM29 127H30V125H29ZM81 127H83V126H81ZM110 127V126H109ZM184 127H186V126H184ZM254 127V128H253ZM8 128V127H7ZM15 128V127H14ZM17 128V127H16ZM21 128V127H20ZM35 128V127H34ZM46 128V127H45ZM60 128V127H59ZM91 128V127H90ZM92 128H93V126H92ZM97 128V127H96ZM111 128V127H110ZM151 128V127H150ZM2 129V128H1ZM4 129H6V128H4ZM3 129V130H4ZM9 129V128H8ZM26 129V128H25ZM28 129V128H27ZM36 130H37V128H35ZM38 129H40V128H38ZM43 129V128H42ZM50 129V128H49ZM104 129V128H103ZM107 129H109V128H107ZM172 129V128H171ZM2 130V131H3ZM7 130V129H6ZM34 130V129H33ZM45 130V129H44ZM51 130V129H50ZM53 131H54V129H52ZM58 130V129H57ZM97 130V129H96ZM101 130H102V127H101ZM106 130V129H105ZM112 130V129H111ZM120 130V129H119ZM158 130V129H157ZM16 131V130H15ZM14 131V132H15ZM38 131V130H37ZM43 131V130H42ZM41 131V132H42ZM48 131V130H47ZM84 131H86V130H84ZM99 131V130H98ZM114 131V129L112 130V132ZM121 131V130H120ZM146 131V130H145ZM148 131V130H147ZM150 131V130H149ZM173 131V130H172ZM5 132H7V131H5ZM10 132V131H9ZM40 132V131H39ZM55 132V131H54ZM69 132V131H68ZM108 132H109V130H108ZM112 132L110 133V134H112ZM213 132V133H212ZM252 132V133H251ZM21 133V132H20ZM32 133H34V132H31V134ZM36 133V132H35ZM43 133V132H42ZM51 133V132H50ZM61 133V132H60ZM79 133V132H78ZM81 133V132H80ZM89 133H90V130H89ZM105 133V132H104ZM163 133V132H162ZM173 133V132H172ZM240 133H241V135H240ZM252 135H251V134ZM8 134V133H7ZM40 134V133H39ZM44 134V133H43ZM74 134V133H73ZM73 134H71V135H73ZM77 134V133H76ZM84 134H86V132L84 133ZM99 134H100V132H99ZM98 134V135H99ZM106 134V133H105ZM116 134V133H115ZM115 134H113V135H115ZM119 134V133H118ZM126 134V133H125ZM158 134V133H157ZM192 134V133H191ZM191 134H189L190 136V138L193 136H191ZM198 134V133H197ZM1 135V134H0ZM34 135V134H33ZM42 135V134H41ZM70 135V134H69ZM95 135V134H94ZM97 135V136H98ZM113 135L110 137V138H108V139H106V145H108L109 147L108 148H106V150L107 149H110V146L112 145V142L114 143V141H113V139H115V137L117 136V134L115 135V137H113ZM143 135V134H142ZM164 135V134H163ZM198 135H200V134H198ZM198 135H196L195 134V136L196 137H198ZM204 135V134H203ZM239 135H240V137L242 138V141H243V145L246 143V144H248L249 146L247 147L248 149H246L245 147H242L241 148V151H239L240 149L239 148H233V146L236 144V142L238 143V141H239V143L238 144H240L241 142H240V140H238V137H239ZM17 136V135H16ZM35 136V135H34ZM44 136V135H43ZM85 136V135H84ZM96 136V137H97ZM100 136V135H99ZM108 136H110L109 134H108ZM162 136V135H161ZM165 136V135H164ZM164 136H162V137H164ZM174 136V135H173ZM181 136V135H180ZM201 136V135H200ZM243 136V137H242ZM4 137V136H3ZM13 137V136H12ZM20 137V136H19ZM37 137H38V134H37ZM41 137V136H40ZM40 137H38V138H40ZM47 137V136H46ZM46 137H45V139H46ZM53 137V136H52ZM80 137V136H79ZM78 136H77V138H79ZM83 137V136H82ZM100 137H102L103 138V135H101ZM195 137V138H196ZM203 136H201V138H202ZM9 138V137H8ZM16 138V137H15ZM18 138V137H17ZM32 138H36V137H32ZM44 138V137H43ZM50 138V137H49ZM48 138V139H49ZM85 138V137H84ZM89 138H90V136H89ZM92 138H94L93 136H92ZM117 138V137H116ZM118 138H122L123 139V137L121 136V137H118ZM165 138H166V136H165ZM162 139V142H165V141H167L166 139ZM179 138V137H178ZM190 138H189V140H190ZM193 138V137H192ZM191 138V140L192 141H197V139H200V138H197L196 140H195V138H194V140ZM205 138V137H204ZM207 138V140H209ZM42 139V138H41ZM66 139H67V137H66ZM83 139V138H82ZM86 139V138H85ZM159 139H160V137H159ZM158 139V140H159ZM175 139V138H174ZM206 139V138H205ZM246 139H249L250 141L248 142V140H246ZM2 140V139H1ZM15 140V139H14ZM38 140V139H37ZM44 140V139H43ZM75 140V139H74ZM90 140V139H89ZM102 140V139H101ZM172 140V139H171ZM176 140V139H175ZM183 140V139H182ZM4 141V140H3ZM11 141H12V139H11ZM11 141L9 142L10 144H13V142L11 143ZM32 141V140H31ZM53 141V140H52ZM80 141V140H79ZM93 141V140H92ZM104 141V140H103ZM124 141V140H123ZM137 141V140H136ZM153 141V140H152ZM159 141H161V140H159ZM158 141V142H159ZM7 142V143H8ZM15 142V141H14ZM18 142V141H17ZM49 142V141H48ZM56 142H57V139H56ZM78 142V141H77ZM81 142V141H80ZM170 142V141H169ZM177 142V141H176ZM183 142H184V140H183ZM9 143H8V145H9ZM35 143V142H34ZM42 144H44L43 143V141L41 142ZM51 143V142H50ZM54 143V142H53ZM91 143V142H90ZM93 143H94V141H93ZM96 143V142H95ZM125 143V142H124ZM124 143L122 142L121 144H122V149L119 147V149L121 150V151H123V153L124 152H126L127 150H128V148L127 147H129V146H125L124 145ZM134 143H136V142H134ZM167 143V142H166ZM166 143H164L165 145H166ZM196 143V142H195ZM197 143H198V141H197ZM200 143V142H199ZM0 144H1V141H0ZM3 144H4V142H3ZM32 144V143H31ZM89 144V143H88ZM138 144V143H137ZM144 144V143H143ZM148 144V143H147ZM174 143H173V140L170 142V143H168L166 146H172ZM194 144V143H193ZM237 144V145H238ZM245 144V145H246ZM7 145V146H8ZM21 145V144H20ZM25 145V144H24ZM35 145H36V143H35ZM51 145H53V144H51ZM66 145V144H65ZM83 145V144H82ZM117 145V144H116ZM134 146H137V145H135V144H133ZM149 145V144H148ZM179 145H180V143H179ZM196 145H198V144H196ZM195 145V146H196ZM200 146H202L201 144H199ZM198 145V146H199ZM212 145V144H211ZM15 145L13 144V147H14ZM37 146V145H36ZM44 146H46V145H44ZM55 146H56V144H55ZM97 146V145H96ZM141 146V145H140ZM165 146V147H166ZM193 146V145H192ZM191 146V147H192ZM3 147V146H2ZM1 147V148H2ZM4 147H5V145H4ZM19 147V146H18ZM35 147V146H34ZM50 147H52V146H49V148ZM94 147V146H93ZM98 147V146H97ZM106 147V146H105ZM104 147V148H105ZM150 147V146H149ZM157 147V146H156ZM162 147V146H161ZM208 147H206V149L207 150H209L208 149ZM15 148V147H14ZM13 148V150H15ZM75 148L77 149V147L75 146ZM79 149H80V147H78ZM82 148V147H81ZM171 148V147H170ZM169 148V149H170ZM194 148V147H193ZM6 149V148H5ZM8 149V148H7ZM10 149H11V147H10ZM36 149V148H35ZM84 149V148H83ZM94 149V148H93ZM92 149V150H93ZM97 150H98V148H96ZM100 149V148H99ZM103 149V148H102ZM136 149H138V151H137V159H136V163H135V165H137V167H138V163L140 162V161H142L143 160V162H146L147 164H151V162L152 161H154V162H156L157 161V159H155L156 157V155H154V153H152V155L150 154L149 156H148V154L146 155L145 153H143L142 152V150L144 151V148L143 149H140V148H136ZM135 149V150H136ZM152 149V148H151ZM154 149H155V147H154ZM164 149V148H163ZM162 149V150H163ZM168 149V150H169ZM172 149V148H171ZM182 149H183V147H182ZM196 149H197V146H196ZM195 149V150H196ZM199 150H201L200 148H198ZM197 149V150H198ZM17 150H19V148L17 149ZM21 150V149H20ZM19 150V151H20ZM78 150V149H77ZM86 150V149H85ZM91 150V151H92ZM97 150H95V151H97ZM132 150H133V148H132ZM157 150V149H156ZM155 150V152H157ZM159 150H161L160 148H159ZM159 150H158V152L157 153H159ZM194 149H193V151H195ZM5 151V150H4ZM34 151V150H33ZM36 151V150H35ZM34 151V152H35ZM80 151V150H79ZM76 152V151H75ZM108 152V151H107ZM152 152V151H151ZM162 152H164V151H162ZM166 152V151H165ZM173 152V151H172ZM93 153V152H92ZM97 153H99V152H97ZM97 153H95V154H97ZM122 153V154H123ZM193 153V152H192ZM191 153V154H192ZM60 154V153H59ZM63 154V153H62ZM78 154V153H77ZM89 154V153H88ZM101 154V153H100ZM107 154V153H106ZM163 154V153H162ZM178 154V153H177ZM196 154V153H195ZM200 154H202V152L200 153ZM252 154V155H251ZM56 155V154H55ZM64 155V154H63ZM72 155H74V154H72ZM76 155V154H75ZM80 155H81V152H80ZM87 155V154H86ZM92 155V154H91ZM94 155V154H93ZM117 156H118V154H116ZM90 156V155H89ZM97 156V155H96ZM109 156H111V157H113V160L114 161H118V160H120V158H119V156L117 157H115V153L114 152H112V150L110 149V153H109ZM172 156V155H171ZM184 156V155H183ZM62 157L63 156H61V159H62ZM77 157V156H76ZM75 157V158H76ZM101 157V156H100ZM159 158H160V156H158ZM192 156H190V158H191ZM194 157H195V155H194ZM2 158V157H1ZM1 158H0V160H1ZM35 158H36V156H35ZM84 158V157H83ZM82 158V159H83ZM86 158H88V157H86ZM103 158V157H102ZM122 158V157H121ZM168 158V157H167ZM171 158H173V157H171ZM196 158V157H195ZM89 159V158H88ZM93 159H94V157H93ZM161 159H163V158H161ZM169 159H170V157H169ZM206 159V158H205ZM78 160V159H77ZM84 160V159H83ZM86 160V159H85ZM90 160H92V158L90 159ZM89 160V161H90ZM102 160V159H101ZM100 160V161H101ZM111 160V159H110ZM113 160H112V162H113ZM122 160V159H121ZM156 160V161H155ZM159 160V159H158ZM168 160V159H167ZM166 160V161H167ZM174 160V159H173ZM172 160V161H173ZM177 160V159H176ZM185 160V159H184ZM183 160V161H184ZM195 160V159H194ZM219 160L217 161V158H216V161H217V163L219 164ZM94 161H95V159H94ZM97 161H98V157L96 158V165L97 166H99V170H98V172L96 171V169H94V167L92 168L93 170H94V174H95V176L94 177H96V175L98 176L99 175V172H100V168H102L101 167V165L103 164L102 162H100V161H98V162H100V164H98L97 163ZM171 160H169V167H165V169L163 170V172L161 171L160 172V174H155L154 175V173H153V178H152V181L151 182H153V185L154 186H157L158 187V185H161L162 183L164 184L163 186H168V185H165L166 183H168V181H169V185L170 184H173L174 182L173 181H175L174 180V175H176L175 173V171H174V165H173V163H174V161L172 162ZM107 162V161H106ZM159 162V161H158ZM185 162V161H184ZM187 162V161H186ZM231 162L233 163V164H236V166H234L235 167V170L233 171V167H231L232 165H231ZM75 163V162H74ZM85 163V162H84ZM129 163V162H128ZM167 163V164H168ZM177 163H179V162H177ZM182 162H180L179 164H181ZM83 164V163H82ZM124 164H125V162H124ZM133 164V163H132ZM184 164V163H183ZM215 164V163H214ZM108 165V164H107ZM114 165V164H113ZM116 165H118V164H116ZM141 165V164H140ZM159 165V164H158ZM185 165V164H184ZM183 165V166H184ZM81 166H83V165H81ZM103 166V165H102ZM143 166V165H142ZM182 166V165H181ZM182 166V167H183ZM202 166V165H201ZM219 166V165H218ZM220 166V167H221ZM87 167V166H86ZM90 167V166H89ZM92 167V166H91ZM117 167V166H116ZM125 167H127V166H125ZM136 167V166H135ZM146 167V166H145ZM144 167V168H145ZM157 167V166H156ZM177 167H179V166H177ZM185 167V166H184ZM195 167V166H194ZM193 167V168H194ZM219 167V168H220ZM79 168V167H78ZM143 168V169H144ZM148 168H149V166H148ZM159 168V167H158ZM157 168V169H158ZM176 168V167H175ZM197 168V167H196ZM81 169V168H80ZM112 169H116V168H112ZM128 169V168H127ZM181 169V168H180ZM195 169V168H194ZM199 169V168H198ZM220 169V170H221ZM118 170V169H117ZM145 170V169H144ZM144 170H140L141 171V173H138V177L136 178L137 180H136V183L138 184L139 182L138 181H143L144 179H143V172H145ZM151 170V169H150ZM177 170V169H176ZM82 171V170H81ZM96 171V172H95ZM116 171V170H115ZM114 171V172H115ZM130 171V170H129ZM140 171H138V172H140ZM148 171V170H147ZM158 171V170H157ZM182 171V170H181ZM196 171V170H195ZM198 171V170H197ZM200 171V170H199ZM205 171V170H204ZM211 171H212V173H211ZM80 172V171H79ZM79 172H78V174H79ZM113 172V170L112 171H110L109 172V174H112V173H114ZM150 172V171H149ZM153 172V171H152ZM175 172V173H174ZM206 172V171H205ZM214 172V173H213ZM82 173H84L83 171H82ZM81 173V174H82ZM137 173V172H136ZM151 173V172H150ZM178 173H180V170H179V172H177V174ZM185 173H187V172H185ZM196 173V172H195ZM200 173V172H199ZM84 174H86V172L84 173ZM87 174H88V172H87ZM181 174V173H180ZM189 174V173H188ZM203 174V173H202ZM201 174V175H202ZM206 174H207V172H206ZM208 174V175H209ZM83 175V174H82ZM81 175V176H82ZM101 175V174H100ZM120 175V174H119ZM135 175V174H134ZM146 175H148V173L146 174ZM145 175V176H146ZM200 175V176H201ZM114 176H116V175H113V178H114ZM121 176V175H120ZM125 176V175H124ZM150 176V175H149ZM215 176H213L214 178H216ZM85 177H87V176H85ZM89 177V176H88ZM132 177V176H131ZM193 177V179H194V176H192ZM43 178V177H42ZM45 178H46V176H45ZM83 178V177H82ZM93 178V177H92ZM111 178H112V176H111ZM109 179V183L111 182V180L112 179ZM133 178H135V177H133ZM189 178V177H188ZM207 178V177H206ZM205 178V179H206ZM212 178V177H211ZM122 179V178H121ZM176 179V178H175ZM192 179V178H191ZM85 180V179H84ZM83 180V181H84ZM94 180H97V178L95 179L94 178ZM134 180V179H133ZM179 180V179H178ZM184 180V179H183ZM200 180V179H199ZM217 180V179H216ZM216 180H215V182H213L214 184V186H215V184H216ZM114 181H115V179H114ZM124 181V180H123ZM128 181V180H127ZM129 181H130V179H129ZM194 181V180H193ZM212 181V180H211ZM48 182V181H47ZM82 182V181H81ZM86 182V181H85ZM85 182H82V183H85ZM113 182V181H112ZM143 182H146L145 180L143 181ZM173 182V183H172ZM176 182H178V181H176ZM199 182V181H198ZM204 182V181H203ZM90 183V182H89ZM92 183H94V181L92 182ZM121 183V182H120ZM127 183V182H126ZM125 183V184H126ZM132 183V182H131ZM135 183V184H136ZM161 183V184H160ZM184 183V182H183ZM189 183V182H188ZM217 183H218V181H217ZM24 184V183H23ZM39 184V183H38ZM85 184H88V182H86ZM113 184V183H112ZM132 184H134V183H132ZM140 184V183H139ZM138 184V185H139ZM144 184V183H143ZM201 184H203V183H201ZM209 184V183H208ZM22 185V184H21ZM29 185V184H28ZM41 185V184H40ZM79 185V184H78ZM94 185H96V184H94ZM124 185V184H123ZM141 185H142V182H141ZM193 185H195V183L193 184ZM205 185V184H204ZM207 185V184H206ZM46 186H47V184H46ZM50 186H52L51 184H50ZM111 186V185H110ZM125 186V185H124ZM123 186V187H124ZM129 186H130V184H129ZM133 186V185H132ZM173 186V185H172ZM197 186H199V185H197ZM197 186H195V187H197ZM21 187H23V186H21ZM55 187V186H54ZM88 187V186H87ZM127 187V186H126ZM161 187V186H160ZM170 187H171V185H170ZM190 187V186H189ZM206 187V186H205ZM210 187V186H209ZM45 188V187H44ZM81 188L83 189H86V186L85 187H83L82 186V184H81ZM109 188V187H108ZM168 188H169V186H168ZM167 188V189H168ZM175 188V187H174ZM191 188V187H190ZM213 188V187H212ZM53 190L52 191H54V188H52ZM59 189V188H58ZM114 189V188H113ZM120 189V188H119ZM144 189V188H143ZM170 189V188H169ZM18 190H19V188H18ZM42 190V189H41ZM44 190H47V189H44ZM63 190V189H62ZM77 190H78V188H77ZM100 190V189H99ZM98 190V191H99ZM147 190H149V189H147ZM173 190H175V189H173ZM173 190L171 191V192H173ZM207 190V189H206ZM58 191H60V190H58ZM57 191V192H58ZM71 191V190H70ZM111 191V190H110ZM167 191H169V190H167ZM21 192V191H20ZM78 192V191H77ZM87 192V191H86ZM88 192H90V191H88ZM212 192V191H211ZM92 193V192H91ZM102 193V192H101ZM21 194V193H20ZM22 194H24V193H22ZM26 194V193H25ZM52 194V193H51ZM56 194V193H55ZM54 194V195H55ZM67 194V193H66ZM66 194H65V196H66ZM112 194V193H111ZM145 194V193H144ZM181 194V193H180ZM189 194V193H188ZM191 194V193H190ZM206 194V195H207ZM134 195V194H133ZM149 195V194H148ZM184 195V194H183ZM57 196H59V195H57ZM56 196V197H57ZM121 196V195H120ZM146 196V195H145ZM185 196V195H184ZM209 196H207V197H209ZM45 197V196H44ZM55 197V196H54ZM53 197V198H54ZM69 197H71V196H68V198ZM77 197V196H76ZM89 197V196H88ZM138 197V196H137ZM151 197V196H150ZM155 197V196H154ZM153 197V198H154ZM66 198V197H65ZM119 197H116V199H118ZM171 198H173V197H171ZM50 199H52V198H50ZM49 199V200H50ZM74 199V198H73ZM110 199V198H109ZM115 199V198H114ZM141 199V198H140ZM150 199V198H149ZM184 199V198H183ZM48 200V199H47ZM59 200H60V197H59ZM70 200V199H69ZM80 200V199H79ZM119 200V199H118ZM117 200V201H118ZM148 200V199H147ZM154 200V199H153ZM159 200V199H158ZM157 200V201H158ZM185 200V199H184ZM51 201V200H50ZM74 201V200H73ZM98 201V200H97ZM110 201V200H109ZM114 201H116V200H114ZM138 201V200H137ZM156 201V202H157ZM186 201V200H185ZM52 202V201H51ZM55 202V201H54ZM53 202V203H54ZM56 202H57V200H56ZM55 202V203H56ZM69 202V201H68ZM79 202V201H78ZM113 202V201H112ZM147 202V201H146ZM151 202H154V201H151ZM155 202V204L157 205L158 203H156ZM199 202V201H198ZM80 203V202H79ZM139 203H141V202H139ZM188 203V202H187ZM98 204V203H97ZM154 204V205H155ZM101 205V204H100ZM109 205H112V204H109ZM135 205H137V204H135ZM170 205V204H169ZM171 205H172V203H171ZM184 205V204H183ZM187 205V204H186ZM63 206V205H62ZM70 206V205H69ZM88 206V205H87ZM199 206H200V204H199ZM204 206V205H203ZM66 207V206H65ZM64 207V208H65ZM99 207V205L97 206V208ZM115 207V206H114ZM118 207V206H117ZM116 207V208H117ZM164 207V206H163ZM217 207V208H216ZM43 208V207H42ZM57 208V207H56ZM91 208V207H90ZM95 208H96V206H95ZM139 208V207H138ZM206 208V207H205ZM2 209V208H1ZM47 209V208H46ZM55 209V208H54ZM68 209V208H67ZM74 209V208H73ZM80 209V208H79ZM121 209V208H120ZM126 209H127V207H126ZM131 209V208H130ZM188 209V208H187ZM193 209V208H192ZM217 209V210H216ZM83 210V209H82ZM100 210H101V208H100ZM129 210V209H128ZM152 210V209H151ZM164 210V209H163ZM215 210L216 211H218L219 212V214L217 215V213H215ZM42 211V210H41ZM70 211V210H69ZM81 211V210H80ZM95 211V210H94ZM94 211H93V213H94ZM112 211H114V210H112ZM115 211H116V209H115ZM192 211V210H191ZM6 212V211H5ZM16 212V211H15ZM18 212V211H17ZM45 212V211H44ZM48 211H46V213H47ZM82 212V211H81ZM80 212V213H81ZM90 212H91V210H90ZM148 211H146V213H147ZM152 212V211H151ZM168 212V211H167ZM4 213V212H3ZM8 213V212H7ZM35 213V212H34ZM39 213V212H38ZM50 213V212H49ZM88 213V212H87ZM87 213H86V215H87ZM101 213V212H100ZM117 213V212H116ZM145 213V214H146ZM150 213V212H149ZM196 214H197V212H195ZM2 214V213H1ZM16 214V213H15ZM42 214V213H41ZM66 214V213H65ZM83 214V213H82ZM81 214V215H82ZM148 214V213H147ZM170 214V213H169ZM192 214V213H191ZM195 214V215H196ZM7 215H9V214H7ZM6 215V216H7ZM11 215V214H10ZM29 215V214H28ZM33 215V214H32ZM61 215V214H60ZM68 215H69V213H68ZM80 215V217H82L83 218V216H81ZM101 215V214H100ZM131 215V214H130ZM150 215H151V213H150ZM189 215V214H188ZM192 215H194V214H192ZM19 216V215H18ZM30 216V215H29ZM57 216V215H56ZM59 216V215H58ZM95 216V215H94ZM93 216V217H94ZM96 216H98V214L96 213ZM96 216H95V218H96ZM190 216V215H189ZM204 216V215H203ZM1 217H3L2 215H1ZM12 217H13V215H12ZM26 217V216H25ZM39 217V216H38ZM43 217H44V215H43ZM60 217V216H59ZM63 217V216H62ZM70 217V216H69ZM90 217V216H89ZM88 217V218H89ZM148 217V216H147ZM150 217V221H151V216H149ZM182 217V216H181ZM198 217V216H197ZM5 218H7V217H5ZM10 218V217H9ZM19 218H21L20 216H19ZM18 218V219H19ZM171 218V217H170ZM183 218V217H182ZM205 218V217H204ZM2 219H4V218H2ZM8 219V218H7ZM32 219V218H31ZM36 219V218H35ZM35 219H34V221H35ZM43 219V218H42ZM59 219V218H58ZM61 219V218H60ZM93 219V218H92ZM168 219V218H167ZM13 220V219H12ZM12 220H10V221H12ZM33 220V219H32ZM62 220V219H61ZM60 220V221H61ZM95 220H97V219H95ZM101 220V219H100ZM144 220V219H143ZM146 220H148V219H146ZM146 220H144L145 222H146ZM180 220V219H179ZM184 220V219H183ZM196 220V219H195ZM2 221V220H1ZM3 221H5V220H3ZM19 221V220H18ZM52 221H54V220H52ZM165 221V220H164ZM177 221V220H176ZM194 221V220H193ZM197 221V220H196ZM201 221V220H200ZM206 221V220H205ZM205 221L203 222V223H205ZM7 222V221H6ZM20 222V221H19ZM26 222V221H25ZM30 222V221H29ZM33 222V221H32ZM40 222V221H39ZM49 222H51V221H49ZM62 222V221H61ZM60 222V223H61ZM148 222V221H147ZM8 223V222H7ZM45 223V222H44ZM55 223V222H54ZM99 223H100V221H99ZM156 223V222H155ZM172 223V222H171ZM197 223V222H196ZM195 223V224H196ZM203 223H202V225H203ZM32 224V223H31ZM35 224V223H34ZM53 224V223H52ZM94 224H96V222L94 223ZM144 224V223H143ZM167 224V223H166ZM179 224V223H178ZM194 224V223H193ZM215 224V225H214ZM6 225V224H5ZM36 225V224H35ZM45 225H47V224H45ZM49 225H50V223H49ZM55 225H57V224H55ZM93 225V224H92ZM100 225V224H99ZM187 225H188V223H187ZM207 225V226H208ZM1 226H2V224H1ZM8 226V225H7ZM52 226V225H51ZM147 226V225H146ZM151 226V225H150ZM172 226V225H171ZM176 226V225H175ZM10 227V226H9ZM36 227H37V225H36ZM69 227V226H68ZM94 227V226H93ZM165 227V226H164ZM170 227V226H169ZM177 227V226H176ZM191 227V226H190ZM217 227V226H216ZM38 228V227H37ZM67 228V227H66ZM65 228V229H66ZM95 228V227H94ZM149 228V227H148ZM173 228V227H172ZM198 228V227H197ZM205 228V229H206ZM16 229V228H15ZM43 229V228H42ZM49 229H52V228H49ZM55 229H56V227H55ZM58 229V228H57ZM61 229V228H60ZM100 229H101V227H100ZM188 229V228H187ZM202 229H203V226H202ZM214 229V230H213ZM8 230V229H7ZM10 230V229H9ZM23 230V229H22ZM26 230V229H25ZM28 230V229H27ZM54 230V229H53ZM64 230V229H63ZM153 230V229H152ZM168 230V229H167ZM31 231V230H30ZM29 231V232H30ZM66 231V230H65ZM71 231V230H70ZM69 231V232H70ZM75 230H73V232H74ZM99 231V230H98ZM166 231V230H165ZM13 232V231H12ZM11 232V233H12ZM16 232H17V230H16ZM44 233H45V231H43ZM49 232V231H48ZM52 231H50V233H51ZM56 232V231H55ZM60 232V231H59ZM63 232V231H62ZM100 232V231H99ZM174 232V231H173ZM172 232V233H173ZM176 232V231H175ZM183 232V231H182ZM194 232V231H193ZM201 232V231H200ZM10 233V232H9ZM13 233H15V232H13ZM66 233V232H65ZM141 234H142V232H140ZM185 233V232H184ZM215 233H217V231H215ZM6 234V233H5ZM25 234V233H24ZM31 234H32V232H31ZM30 234V235H31ZM70 234V233H69ZM150 234V233H149ZM148 234V236H150ZM176 234V233H175ZM218 234V233H217ZM19 235V234H18ZM27 235V234H26ZM29 235V234H28ZM42 235V234H41ZM47 235V234H46ZM45 235V236H46ZM50 235V234H49ZM55 235H56V233H55ZM77 235V234H76ZM103 235H105V234H103ZM107 235V234H106ZM171 235V234H170ZM178 235V234H177ZM180 235V234H179ZM227 235V236H228ZM38 236V235H37ZM59 236H61L60 235V233H59ZM63 236V235H62ZM70 236V235H69ZM141 236V235H140ZM152 236V235H151ZM151 236H150V243H153V244H155L156 243V240L158 239H155V238H151ZM31 237V236H30ZM50 237V236H49ZM49 237L46 239V240H48L49 239ZM71 237H72V235H71ZM77 237H79V236H77ZM135 237V236H134ZM137 237V236H136ZM143 237H145V236H143ZM157 237V236H156ZM159 237V236H158ZM203 237H205V236H203ZM229 237V236H228ZM227 237V238H228ZM232 237H231V241H232ZM12 238H14L15 239V237H12ZM35 238V237H34ZM57 238H59V237H57ZM209 238H211V237H209ZM209 238H208V240H209ZM31 239V238H30ZM43 239V238H42ZM42 239H41V243H42ZM51 239V238H50ZM55 239V241H56V238H54ZM61 239V238H60ZM131 239V238H130ZM137 239H138V241H139V238L137 237ZM136 239V240H137ZM145 240H146V238H144ZM204 239V238H203ZM214 239H215V237H214ZM230 239V238H229ZM15 240H18V239H15ZM38 240V239H37ZM40 240V239H39ZM38 240V241H39ZM62 240V239H61ZM65 240V239H64ZM94 240H96V239H94ZM133 240V239H132ZM132 240H130V241H132ZM148 240V239H147ZM206 240V239H205ZM208 240H207V242H208ZM216 240V239H215ZM215 240H213L214 242H215ZM222 240H223V238H222ZM33 241H34V239H33ZM36 241V240H35ZM134 242H136L135 240H133ZM137 241V242H138ZM140 241H141V239H140ZM139 241V242H140ZM157 241H159V239L157 240ZM201 241V240H200ZM212 241V240H211ZM18 242V241H17ZM22 242V241H21ZM39 242V243H40ZM45 242H47V241H45ZM53 242V241H52ZM58 242V241H57ZM63 242H65V241H63ZM73 242H75V241H73ZM100 242H101V240H100ZM129 242V241H128ZM138 242V244H139V246H141L142 247V245L140 244V243H144V242H140L139 243ZM170 242V241H169ZM197 242V241H196ZM210 242V241H209ZM227 242V243H226ZM230 244H229V243ZM14 243V242H13ZM40 243V244H41ZM48 243V242H47ZM130 243V242H129ZM128 243V245L130 246H128L129 247V251H126V248H125V250H124V253H125V251H126V264H137L136 263V261H140V259H139V248H138V245L137 244H132V242L129 244ZM168 243V242H167ZM203 243H204V241H203ZM33 245L35 244V243H32ZM64 244H66V242L64 243ZM74 244H77V243H74ZM99 244V243H98ZM132 244V245H131ZM157 244V243H156ZM156 244H155V247H157L156 246ZM159 244V243H158ZM208 244V243H207ZM211 244H213V243H211ZM17 245H18V243H17ZM39 245V244H38ZM45 245V244H44ZM145 245H147L148 246V244H146L145 243ZM195 245H196V243H195ZM199 245V244H198ZM205 245V244H204ZM214 245H215V243H214ZM12 245H10V247H11ZM15 246H16V244H15ZM19 246V245H18ZM42 246V245H41ZM48 246V245H47ZM61 246V245H60ZM88 246H89V244H88ZM137 246V247H136ZM144 246V245H143ZM162 246V245H161ZM174 246V245H173ZM172 246V247H173ZM208 246V245H207ZM211 246V245H210ZM210 246H208V247H210ZM5 247H7L6 245H5ZM21 247V246H20ZM49 247V246H48ZM51 247H53V246H51ZM125 247V246H124ZM152 247V246H151ZM154 247V248H155ZM185 247V246H184ZM215 247V246H214ZM223 247V248H224ZM22 248V247H21ZM56 248V247H55ZM68 248V247H67ZM143 248V247H142ZM142 248H141V251H142ZM145 249H147V247H144ZM150 247H148V249H149ZM28 249V248H27ZM93 249V248H92ZM92 249H90V250H92ZM118 249V248H117ZM156 249V248H155ZM155 249L153 250V251H155ZM209 249H211V248H209ZM220 249H222L221 247H220ZM227 249V250H228ZM21 250V249H20ZM22 250H24V248L22 249ZM21 250V251H22ZM29 250V249H28ZM27 250V251H28ZM65 250V249H64ZM85 250V249H84ZM115 250V249H114ZM139 250V251H138ZM158 250H159V248H158ZM162 250V249H161ZM195 250V249H194ZM193 250V251H194ZM223 250V249H222ZM8 251V250H7ZM9 251H10V249H9ZM13 251V250H12ZM26 251V250H25ZM25 251H23V252H25ZM58 251H60V249L58 250ZM57 251V252H58ZM89 251V249L87 250V253H89L88 252ZM102 251V250H101ZM119 251V250H118ZM163 251H164V249H163ZM163 251H162V253H163ZM224 251H226V250H224ZM17 252V251H16ZM67 252V251H66ZM81 252V251H80ZM184 252V251H183ZM195 252H197V250L195 251ZM212 252H214V250L212 249ZM215 252H218V251H216L215 250ZM229 252H228V256H230L229 255ZM10 253V252H9ZM34 253V252H33ZM38 253V252H37ZM68 253V252H67ZM86 253V252H85ZM87 253L85 254V256L86 257H88L87 256ZM116 253V252H115ZM140 253H142V252H140ZM156 253V252H155ZM186 253V252H185ZM188 253V252H187ZM210 253V252H209ZM234 253H235V255H234ZM1 254H3V252H1ZM91 254V253H90ZM164 254V253H163ZM173 254V253H172ZM178 254V253H177ZM201 254V253H200ZM225 254H227V252L225 253ZM7 255V254H6ZM33 255V254H32ZM35 255V254H34ZM41 255L43 256V254L41 253ZM40 255V256H41ZM59 255H60V253H59ZM63 255V254H62ZM66 255V254H65ZM117 255V254H116ZM123 255H125V254H123ZM149 255V254H148ZM160 255V254H159ZM175 255V254H174ZM190 255V254H189ZM192 255V254H191ZM210 255V254H209ZM212 255V254H211ZM214 255V254H213ZM219 255V254H218ZM11 256H12V254H11ZM15 256V255H14ZM39 256V257H40ZM57 256H58V254H57ZM99 256V255H98ZM156 256V255H155ZM164 256V255H163ZM180 256V255H179ZM220 256H222V255H220ZM226 256V255H225ZM234 256H235V258H234ZM9 257V256H8ZM7 257V258H8ZM18 257V256H17ZM17 257H16V259H17ZM85 257V258H86ZM93 257H95V256H93ZM154 257V256H153ZM171 257V256H170ZM176 257V256H175ZM174 257V258H175ZM178 257V256H177ZM176 257V258H177ZM212 257V256H211ZM215 257V256H214ZM213 257V258H214ZM217 257V256H216ZM27 258V257H26ZM29 258H31V257H29ZM35 258V257H34ZM58 258V257H57ZM83 258V257H82ZM85 258H84V260H85ZM99 258V260L101 261V263H99V264H103L104 263V261H103V257L101 256V257H98ZM122 258H124V256L122 257V256H116L115 258H114V263L115 264H118V263H120V260L122 259ZM140 258H141V256H140ZM158 258V257H157ZM163 258V257H162ZM226 258V257H225ZM224 258V259H225ZM228 258V257H227ZM161 259V258H160ZM178 259V258H177ZM199 259V258H198ZM201 259V258H200ZM5 260V259H4ZM9 260H12V259H9ZM18 260V259H17ZM40 260V259H39ZM43 260V259H42ZM49 260V259H48ZM164 260H165V258H164ZM163 260V261H164ZM171 260H172V257H171ZM202 260V259H201ZM221 260V259H220ZM26 261V260H25ZM54 261V260H53ZM57 261V260H56ZM123 261H124V259H123ZM211 261V260H210ZM212 261H213V259H212ZM211 261V262H212ZM223 261V260H222ZM221 261V262H222ZM229 261H226V263L228 264V262ZM23 262V261H22ZM46 262H47V260H46ZM45 262V263H46ZM88 262V261H87ZM86 262V263H87ZM159 262V261H158ZM7 263V262H6ZM5 263V264H6ZM8 263H10V262H8ZM34 263V262H33ZM36 263H38V262H36ZM60 263V262H59ZM124 263V262H123ZM216 263V262H215ZM218 263V262H217ZM229 263V264H230ZM12 264V263H11ZM15 264H18V263H15ZM24 264V263H23ZM40 264V263H39ZM48 264H50V261H49V263ZM52 264V263H51ZM105 264V263H104ZM193 264H195V263H193ZM209 264H210V262H209ZM219 264V263H218ZM223 264H224V262H223Z\"/></svg>",
	"mask_w": 264,
	"mask_h": 264
}]
</instances>
